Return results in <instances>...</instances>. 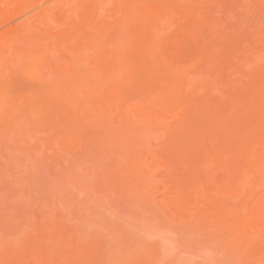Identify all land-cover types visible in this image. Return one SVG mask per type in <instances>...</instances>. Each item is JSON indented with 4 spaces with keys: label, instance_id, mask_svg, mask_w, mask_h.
I'll use <instances>...</instances> for the list:
<instances>
[{
    "label": "rangeland",
    "instance_id": "374dc122",
    "mask_svg": "<svg viewBox=\"0 0 264 264\" xmlns=\"http://www.w3.org/2000/svg\"><path fill=\"white\" fill-rule=\"evenodd\" d=\"M53 1H57V0H40L39 4H38V9L39 8L43 9V8H47V7H51V9H53L54 7L58 8L60 6V3L52 4ZM194 1H195V3H194ZM196 1L197 0H191V2H192L191 3L190 0H188V2L185 0V2H186L185 5L183 3L182 7L179 6L180 7L179 9H178V7L175 9L176 11H178V14L174 10H172L173 13L171 12L170 14H172L173 17H175V18L172 17L173 20L171 21V23L175 22L176 20H179V23L177 21V24H181L180 19H184V20H182V23L184 22V24H185L186 19L183 18L182 17L183 15H180V13L181 14L185 13L184 9H185V6L187 7V5H188V7H191L192 9L194 8V10H195V8H196V10H198L202 6L203 7L205 6V8H206V6L208 5L207 4L208 0H206V1L204 0L205 3H204L203 0H198L199 3L198 2L196 3ZM225 1H227V2H225ZM242 1L243 0H236V2H235V0H221L219 2V0H218V2H217L216 0H214V1L213 0H211V1L209 0L210 7L212 5L211 8L208 5V7L206 9H203V7H202L203 11L201 9H200L201 11L199 10L200 11V12H198L199 15L196 13V10L193 12V15H190V19H191V17L193 18V16L195 18V16L197 15L198 17L202 18V22L204 20L203 19L204 17L207 18V23L205 22L206 21L205 20L203 22V27H201L202 26V22L198 23V19H196V22L199 24V26L203 30H204V27H205V29L208 27L207 29L210 30V34H209L208 30H204V32H201L203 35H201V36L198 35V36H200V39L198 41H197V39L199 37H196V39L192 38V39H190L191 41L189 40L191 43L194 41L192 43L193 46L190 45L192 50L194 49L193 55H195V56H199L200 55L201 56V52H203L202 54H204V52L207 51L204 54L206 56V58H207V61H210V58L212 57V55L214 56L213 58H215V60H217L218 55H216L215 53L217 52V54H219V52L222 50V48H221V46L219 44L220 42H222L221 45H223L224 51H226V54H225L224 51H221V53L224 52L222 54H225L224 55L225 58L221 57L222 62H224L225 64L221 66V62L219 63V61H218L219 65H220L218 69H216V67H215L216 70L214 69V65L217 64V63H216V61H215V63H213V60H214L213 58L211 60L212 63H209V62L206 63L207 67L210 65V67H208L209 71H211V67H212V72H209V76H207L208 78L207 77L206 78L209 79V82H211V79H213V77H214L215 81L213 79V81H214V82L212 81L213 83H208L207 79H205L204 77H203V79H200V80H202L204 82V79H205V83L208 84L207 86H209V85L211 86L212 85V87H210V86L209 87L212 88L214 91L213 90L208 91V87H206L207 90L204 89L205 92L203 91L202 88H200V90L198 89V91L201 92V93H199V99L198 100H194V101H197L196 103L193 102V103L196 104V106L198 105V107H200L199 104L202 102L203 105L201 104V107H202L203 111H200L198 107L196 108L194 106V104L191 103V101H189V103H188V111L190 110V108H191V110L188 113H186L187 120H188L189 116L192 118V120H193V118L196 119L197 123L199 124V127H196L197 123H195L194 121H192V124H189V126H190L189 127L188 124H187V121L183 120V118L185 119V116L182 117V115H180V116L174 117L175 119L174 118L171 119V117L169 115H167V116L170 117V118L168 117L167 122L169 120H173V121L175 120L174 123H172L173 121L168 122V125L170 123L172 124V126L170 125L169 128H168V130L170 129L169 130L170 133L167 132V135H163V136L161 135L162 138L160 137V135H159V137H157L158 134H156L157 135L156 136L154 134V131H152L153 128L150 129L149 128L150 125H149V127L148 126H146V127H148V129H150V131L153 132V134H150V133L148 134L147 133V135H148V136L146 135L147 138L143 137L144 139H147V140H144L143 138H141V140H140V138H139V140H140V143H139V142H136L137 138L135 140H131V142H130V140L128 139L129 138L128 136H129V133L132 134V132L129 131V130H128L129 132L128 131L124 132V131H121V129H120L119 130L120 133H123V135L126 134V136L125 135L124 136L123 135H119V134L117 136L116 132L119 129V128L115 129V126L117 125V123L116 124H112V120L114 119L117 122V120H116L117 118H113V119L109 118L111 124L113 126L115 125L114 127H112V125H111L110 128H113L112 132L113 131L115 132L116 140L118 139V141H120L119 138H121V140L123 138L122 142L120 141L121 144L125 141L123 143V145H125V146H123L124 150H125L126 147L127 148L130 147V144L134 141L135 146L136 147L138 146V149H136L135 147H130L131 149L133 148V152L136 150L137 154H138L139 150H142L144 152L146 150V152L148 154H150V152L151 153L153 152L155 154V155H153L154 158H150V159L147 158L150 162L145 159V156L147 157L148 154L146 155L142 151L141 152L145 154V156H143L144 158L141 157L142 154L140 152H139V154H141V156L139 154H138L139 155L138 157L136 156V158H139V160H141V161H142V159L147 161V162H145L146 164H144L143 162L142 163H143V166L145 165L144 169L148 166L146 170H148L149 176H148V174L143 175L146 170H144V172H142L143 170H141V169L143 167H141L142 165L140 166V164H142L141 161L139 163V161H137L138 160L137 159L135 162H137L139 164L134 163V164H132L133 165L132 166L130 164L131 162H129L128 159L126 158L127 161H128V164H130V166H131V170L134 171V172L131 173L132 176H130L131 174H129V173L126 176L125 174H127V173L125 172V169L128 167V165H127V167L125 166L126 168H124V170H122V171L125 172L124 176H126V178L125 177L124 178L120 177V174L118 175L117 173L114 172V171H116V170H114L115 169L114 167L117 166L118 164L115 165V163H114L115 166L114 165H113L114 167L112 166V162L111 161H113L112 159L115 158L114 157L115 155L113 153H110L112 150L109 149L110 151L109 150L106 151V149L104 148L105 145L104 146L102 145L100 147V143H101L100 140L101 139L99 140L100 143H98L99 149H101L103 147V149H105L106 152L102 153L103 149L101 151L94 152L93 151L94 147L91 150V147L88 146V145L92 146L94 140H92V144H91L90 142H88V140H89L88 137H87V139L83 138L84 140L86 139L85 140L86 142L84 143V140H82V137L79 134L80 131H78V129H80V128L78 126H76V125H74V127L71 126V129H70V126H69V130L67 131V133L66 132L63 133L64 134V136L62 135L63 137L60 135L61 136L60 138L62 139V140L60 139V142L61 143L63 142L61 144V146H63V147L66 146V147H64L63 150L68 151L66 153V155L67 154L69 155L72 152V154L73 155L75 154L76 158H77L78 154H81V155H79V157H82L83 153H84V155L86 154V157H87L88 154H90L89 157L92 156L91 160H94V162L92 161L93 163L96 162L95 159L98 158V160H99L100 156H102L106 160L103 159L100 162V160H101L100 159L99 163H101V165L100 164L97 165L98 162H96L94 165H93L92 162H91L92 164H89L90 160L88 159V157H87L88 160L87 159L86 160L82 159L83 157L80 158V159H82L81 161H83V162H82V164H79L78 161H76L78 163L77 164L75 162L76 158L72 157L71 154L69 155V157L67 155L68 158L65 156L66 160L64 159V160L59 161V158L60 157L62 158L63 155H65V151H63L62 149H59V151L60 152L62 151L63 154H62V156L58 155L59 156L58 157V156H56L58 153L56 155H54V154H52L53 151L50 150V148L52 149L53 146H50V148H48V150H47V148H44V146H43V148L42 147L40 148V146H42V145H40L39 149L42 150V152H41V150L38 149V144H42V142L35 143V139L37 140V138L34 139L33 136H31L32 133L28 136V134L30 132L29 133L27 132V131H29V130H27L28 129L27 128L28 125H27V123L25 124V122H27L28 120L27 121H25V120L21 121L22 123L25 124V127L23 126V124H20V125H22V129L26 132V134L28 136V139L30 138L29 140H26L27 136H26L25 133H22V131H19L17 129L19 124H16V122H14L15 127H17V128H13V130L15 131V134L19 133L17 137L21 138V142H20L21 145L20 144L17 145L15 141H14L15 142V146L11 145V144H14V142H13V136L14 135L12 136V138L9 135L10 140H12V141L8 142V136H4V134H3V138L5 137V140L8 142L7 143L8 146L5 143H2V141H0V264H221L222 261H223L222 264H224L225 261H226V264L227 263L228 264H237V263L238 264H258L259 263L258 260H255V258L257 257V255H255V254L258 252V247H256L258 245L257 244L258 242L255 243V240H254V243H252L254 246L252 244L250 246L249 245L247 246L246 242H244L242 240L240 241L239 237L237 238L235 236L237 234L234 235V233L233 234L230 233V232H232V231H230L231 227L229 228L230 230L227 229L228 226L225 224V222L222 225V222L219 219L216 220V218H215L216 217L215 211L219 210V208H221L223 205H227V206H230V207H233V208H242V206H243V204L245 202L244 200H246V199H247L246 202H250L252 199H253L251 201L252 203L256 202L255 199H257V197L259 195L258 193L260 192L259 191L260 182H258L259 186H258V184H256L257 181L260 180L259 179L260 176L258 175V177H259L258 178L256 176V174L252 173V171L246 170L248 168L250 169V167L247 166V165L245 166V164L241 165L242 163L239 164V162H237V165H236L235 164L236 163L235 162L236 158L232 157L233 154H237V153L239 154V152H240L242 155L239 154L238 156L241 157V158L244 156L243 157L244 159H242L241 161L242 162L243 161H248L247 158L251 155L250 152L247 151L248 155L246 154L247 155V157H246V155H245V153L243 151V149L245 147L243 149H241L243 151V153H242L241 150L238 151L239 150L238 147H240L239 146L240 141H241V146L243 145L242 140L244 141V145L245 144L248 145L247 142H245V141H247L246 137H245V140H244L243 139L244 136L242 135L243 138H241V140H240V138H238L237 139L238 142L236 140L237 136H236V138H235V136H234V138L232 137V140L234 139L233 141L236 140L235 141L236 143L234 142L236 144L235 147L233 146V144H234L233 141L231 142V138L230 137L232 135H230V137H229L230 131H231V133L233 135L235 133H237V131L239 132L241 130L242 124H246V122H247L246 119L248 118V121L250 122L252 120L253 115L250 118V114L249 113H247L245 115L244 114H242V115L240 114L239 115V114L236 113L237 112L236 111L234 113V114H236V116L234 115V117L236 118L238 116L237 118H239V117L241 118L239 122H238L237 118H236V121L233 122V124H235V123L237 124L238 123V125H240V126H238V128H240V130L236 129V127H237V125H236V127H235V131L236 132H234V130H232L233 127H232L231 124H229V126H228V119L231 118V117H228V118L225 117V119H223L224 115L226 116L227 114H228V116H229V114H231L230 116H233L234 109L238 108V106L242 105V104H243V106L244 105L245 106L246 105H250V107L248 106V108H246V111L249 109L248 111L252 110L254 113L258 112L259 110H256V109L259 108V106L255 107V108L251 107V104H252V101H253L252 100V96L254 98L253 106H254V104H255V106H257V103L255 102L256 101L255 100L256 99L255 98L256 95H258V97L261 98V100L258 98L259 100L257 101V102H261V104H259V105L262 106L263 103H264V98L262 99V97H264V91H263V88H264V83L263 82H264V80L260 81L261 78L264 79L263 78L264 77V64H263L264 60H262V58H261V60L258 59L259 60V62H258V60L256 59L257 60L255 62L256 64L255 63H254V65L249 64V66L247 68V71H246V68H244V64H245L244 62L245 61H243L244 60L243 57H245V60L247 59V61H248L249 54L251 55V53L254 56V52H253V48L254 47H253V45L255 47H257L258 44L262 42L261 39L262 38L264 39V36L261 37L258 34V32L262 31L261 29L264 28V21H263L264 20L263 19L264 10H262V9H264L263 8L264 5H263L262 1H259V3L261 4L260 6H262V9L259 7V4L257 3L256 5L258 6V8H256V9H258V10L255 12L256 9L254 8V11H252L253 10L252 7H253V5H255V3L257 1L256 2H255V0H244L243 2ZM249 1H251V2H249ZM228 2H230V4ZM202 3H204V4L201 5ZM231 3H232V6H231ZM251 3H252V6H251ZM205 4H207V5H205ZM243 5H244L246 10L243 8ZM218 7H219V9H218ZM35 8L33 10H30V12L36 11L37 8L36 9ZM213 8L215 10H217L216 13H215V10ZM224 8H226V9H224ZM208 9H209V11H208ZM230 9H231L232 13H231ZM247 9H248V11H247ZM179 11H180V13H179ZM204 11H206V12L204 13ZM227 11L230 12V13H228ZM260 11L261 12L263 11V12L261 13ZM30 12H29V14H27L28 13L27 12V13H25L26 15L24 13L22 15L21 11H20L19 14L17 13L18 16L15 15V14L13 15L14 16L13 22H12V18L13 17L11 18L10 22L12 23V25L13 24H18L19 22H20V24H22L24 22V20L27 19L28 15L30 16ZM209 12H210V14H209ZM237 12L239 13V15L235 14ZM242 12H243V14H242ZM251 12H253V13H251ZM254 12L256 13V15H255ZM194 13H195V15H194ZM176 14H177V16H176ZM204 14L206 16H204ZM214 14H216L219 19H216L215 18L216 15L214 16ZM221 14H222V16H221ZM178 15L180 16V18H179ZM229 16H230V18H232V19L234 18V19L232 20V19L228 18ZM237 16H240V22H239V17H238V21H237V19H236ZM255 16H256V18H255ZM170 17H171V15H170ZM251 17L255 18L254 22H253V19ZM246 18L247 19L249 18L248 21H247ZM208 20H209L210 23L208 22ZM210 20H212V21H210ZM213 20H215V21L213 22ZM249 20H252L253 24L255 23L254 27H253V25H251L252 22H251V24H249V26H248V24H246V23L249 22ZM258 20H259V22L261 21L260 22L261 24H259V25H258ZM123 21L125 22V24L127 23L126 24L127 26H128V23L131 22L130 20H129L130 22L128 20H127L128 22L126 20H123ZM169 21H170V19H169ZM191 21L189 22L187 20L186 23H188V25H189V23H191ZM238 22L240 23V27L239 28L236 26V25H239ZM74 23H72L73 26L75 25ZM121 23L123 24L122 21H121ZM119 24H116V26H117L116 28L121 29V27H122V30H124L123 27L126 28L125 24L123 26H119ZM167 24H168V22H167ZM169 24H170V22H169ZM177 24L175 22L174 24H171L172 26L170 25L171 28L169 26L166 27L167 28L166 35L170 39H171L170 33H171V35L173 34V38H174V35L176 36L177 29L174 31L173 25H174V27H176ZM208 24H210V25H208ZM262 25H263V28H262ZM185 26L187 27V24H185ZM185 26H183V24L180 25V28H181V30L183 32L186 29ZM211 26L213 27V29H212ZM219 26H220V28L218 29ZM224 26H225V28H224ZM229 26L230 27L234 26V28L230 29ZM227 27H228L229 31H228ZM245 27H247V31H246ZM177 28H179V26H177ZM191 28H192V25H191V27L189 25V28L187 27L185 32H187L188 29L191 30ZM235 28H236V30L238 29V31H235ZM259 28H260V31H259ZM0 29L2 30L3 28L1 27ZM70 29L72 30L71 36H73V33L75 34V31H77V27H76V25L74 26V28L70 26ZM169 29H170V31L168 33ZM211 29H212V31H211ZM223 29L225 30L226 34L224 33ZM239 29H240V31H239ZM78 30L81 31L79 28H78ZM122 30H121V32H122ZM181 30H179V31H181ZM190 30H188V33L190 32ZM219 30H221V31H220L219 34H217L219 32ZM179 31H177V38L180 37L178 35ZM207 31H208V36L209 37H210L211 33L212 34L214 33V35H213L214 39L212 40V37L210 38L211 39V41H210L211 43L208 42V40H210V39L207 36L208 37L207 42L210 43V44H208L206 41H204L205 43L208 44V46H209V47L207 46L208 48L206 47L205 44L204 45L200 44V43H203L202 39L206 38V34L205 33H207ZM174 32H175V34H174ZM183 32H182V34H181V32L179 34L182 35V39L184 37H185L184 39H186V35H184ZM240 32H242V33H240ZM243 32H245V33H243ZM254 32H256L257 35L254 34ZM188 33H187V35H188ZM221 33H222V37H220ZM228 33H229V35H228ZM231 34H232L233 38H232ZM204 35H205V37L202 38ZM226 35H227V37L230 36V38L228 37L229 39H232L233 44L230 43V41L226 39V41H228L230 44H232V46H230V44H228V42L225 43L226 41L225 42L221 41V39L225 38ZM235 35H237V37ZM238 35H239V37H238ZM252 35H253V37H252ZM122 36L126 37V34L123 32L121 37ZM218 36H219V38H218ZM254 36L256 38H254ZM215 37H216V39H215ZM234 37H235V40L237 38H239V40H241V37H242L241 41H244L243 38L244 39L246 38V40L248 38V40H247L248 42L245 41L244 42L245 45H242V46H240V43H239V45H236ZM188 38H190V37L188 36L187 39ZM251 38H252V40H251ZM66 39L67 38H65V43L68 42V44L67 43L65 44L66 46H69V43L70 42L72 43V41L74 40L73 38L71 40L70 37H68V40H66ZM256 39H257V41H256ZM178 40H180V39H178ZM195 40H196V42H195ZM216 40H217V42H216ZM249 40L252 41L253 45H252V43L249 42ZM199 41H200V43H199ZM214 41H215V44H214ZM255 41H256V43H255ZM176 42H177V40H176ZM190 42H189V44H190ZM194 43H195V46L196 45L199 46L200 49L202 47L204 50L203 49L200 50L199 48L196 50L195 48L197 46L195 47ZM223 43L226 44V47H225V45ZM189 44H187V45L189 46ZM216 44L217 45L219 44V45L217 46ZM227 44H228V46H227ZM234 44H235V46H233ZM237 44H238V42H237ZM249 44H251V45H249ZM176 45H178V44H176ZM66 46H64V47L66 48ZM175 46H173V47L175 48ZM70 47H71V44H70ZM177 47L178 46H176V48ZM218 47H220L221 50L218 49ZM245 47H247V48H245ZM65 48H63V49H65ZM170 48H172V47H170ZM185 48H186V45H185ZM233 48H234V50H232ZM242 48L245 50V52H244V50ZM67 49H69V47H67L65 49L66 52H67L66 53V57H67V55L70 54V53H68L70 51L67 50ZM168 49H169V47H168ZM178 49H179V47L176 49V51H178ZM209 49H212V50L209 51ZM225 49H228V50H225ZM247 49L249 50V52L246 54V50ZM198 50H199L200 53L198 52L199 54L197 53V55H196L195 51H198ZM218 50H220V51H218ZM188 51H189V48H188ZM238 51H239V53H238ZM172 52H174V51H172ZM189 52H191V50ZM185 53L188 56V53L187 52H185ZM231 53L233 55L237 54V57H236L237 59L235 58V56H232V55L231 56L233 57L234 61L237 60L239 62L237 63V65L235 63L234 66H231V69H230L229 68L230 65H227V62H230V63L233 62V59L230 56ZM61 54H62V51H61ZM210 54H211V57H210ZM227 54H228V56H227ZM238 54H239V56H238ZM63 55H65L64 52H63ZM183 55H184V53H183ZM204 55H203V57H204ZM69 56H72V55H69ZM189 56L191 58L190 54H189ZM251 56H250V58L255 60V56L254 57L253 56L251 57ZM203 57H202V59H203ZM206 58L203 59L204 63L206 61ZM208 58H209V60H208ZM238 58H239V60H238ZM228 59H230V60H228ZM252 59H250V60H252ZM199 60H200V58H199ZM240 61H241V63H240ZM187 62H188V60H187ZM230 63H228V64H230ZM242 63H244V64H242ZM212 64H214V65L212 66ZM226 66L227 67L229 66L227 68L228 72L226 71L227 78H228L227 81L231 80V78H232V80L230 82H228L227 85H226V82H225L226 79H225V76H224L225 75L224 73H225ZM245 66H247V65L245 64ZM259 66H260V68H259ZM207 67H205L203 69H207ZM236 67H238L239 70L238 69L236 70L235 69ZM219 69H221L222 72L218 71ZM223 69H224V71H223ZM234 71L237 72V74L233 73ZM260 71H261V74L263 72L262 75H260ZM213 72H214V74L212 75ZM219 72H221V73H219ZM229 72H231L230 76H229ZM247 72H248V74L251 77L250 80H249L248 74L247 75H243V73H247ZM210 73H211V75H210ZM218 73H219L220 76L218 75ZM232 74H233V76H232ZM258 74L260 75V77H259ZM19 75H17V79L15 78V80H14V77H13L11 79V81H12L13 84H16L18 86H21L22 83H23V86H22V88H23L25 83L22 82V81H25L26 84H27L26 80H28V79L26 77H21L22 74L20 76ZM239 75H241V77ZM237 76L242 81H244L243 79H245L246 84H247V81L249 82V81L252 80L248 84V86L250 85V86H252V88L251 87L249 88L247 85H245L243 83L245 85V87H248L246 89L247 97L248 98L251 97L250 98L251 101L247 100V97H246V100L241 98V96H243V93H245L244 92V88H241L242 90H240V87H239L238 90L235 88V90H237V91H239V90H240V92L242 91V94H240V92L239 93L238 92L234 93V87H236V86L238 87V85H239L238 84L239 80H238V82L235 81V78L237 80ZM219 77H222L223 79L222 78L221 79L225 80L224 81L225 83H223V82L221 83V82H219V80H218V83H216V81H217V79H219ZM144 78L143 77H139V79H142V80L137 79L138 80L137 82L135 80V82H133V83H136V86L134 84H129V82H127L125 80L124 81L127 82L128 87L127 88L125 87L126 84H123V85H124V87L126 89L132 87L134 89V93H136V91L138 92L139 88H140V90H141V88L143 89L142 85L144 86L145 83H147V82H145L146 78L145 79ZM252 78H254L255 80L252 79ZM24 79H26V80H24ZM221 79H220V81H221ZM143 80H144V83H142ZM20 81H21V85H20ZM17 82H18V84H17ZM121 82H123V81H121ZM261 82H262V84H261ZM219 83L221 84L220 87H223V86L226 87L227 86V88H229V87L233 86L232 88H233V93L234 94L230 93L231 89L229 90L227 88L226 89H227V91L229 90L228 91L229 93L224 91V90L220 91L219 90L220 87L218 86ZM232 83H234V84H232ZM239 83H242V82L240 81ZM137 84L138 85L140 84L141 86H138ZM230 84H231V86H228ZM243 84H240V85H242L244 87ZM254 84H255V86H254ZM213 85H214V87H213ZM120 86L123 87L121 85V83H120ZM205 86H204V88H205ZM25 87H26V85H25ZM216 87H217V90L215 91ZM225 87H223V88H225ZM258 87H259L260 91L257 89ZM210 88H209V90H210ZM118 89H120V92H121V88L119 87ZM126 89H125V92H126ZM248 89H249V92L251 91L250 94L247 91ZM115 90H116V88H115ZM129 90L131 91V89H129ZM256 90L259 92V94H258V92H256ZM109 91L110 92H114V89H112V91L110 89ZM207 91L209 93L208 96L206 94ZM122 92H123V90H122ZM127 92H128V90H127ZM127 92L125 93V95L127 94ZM141 92H142V90H141ZM141 92H139V93L141 94ZM220 92H222V93H220ZM118 93H119V90H118ZM203 93L206 94V98H203L204 97V95H203L202 96L203 99L200 100V96ZM213 93L216 96H217V94L221 95L220 98L221 97L222 98L221 99L219 98L220 99V104L218 103L219 101H217V104H219L220 107H219V105L217 106L215 98H214L215 95L213 96ZM252 93L255 95V97H254V95H252ZM189 94H190V92H189ZM210 94L212 95L215 103L212 106L211 104H212L213 101H210L209 107H204L205 104L209 103L208 99L210 98L209 97ZM228 94H230V95H228ZM112 95L113 96L115 95L116 96L115 98L120 97V99H123V97H124V94L122 96V93H119V96H118L117 93L114 92V94H112ZM137 95H139V94L137 93L136 96ZM235 95H237V96H235ZM239 95H240V97H239ZM250 95H252V96H250ZM189 96H191V95H189ZM189 96H188V98H189ZM194 96H196V95H194ZM232 96H235V98L232 97ZM244 96H245V94H244ZM207 97H208V99H207ZM237 97H238L239 102H237L235 104V107L228 106L232 102L233 99H234V101L232 102L231 105L234 106L233 103H235V99ZM197 98H198V96H197ZM225 98L229 101V103L225 104L227 102L225 100ZM230 98H231V100H230ZM93 99H94V101L96 100V102H95V107H96V105H97L96 103L99 104V102H97V97L92 98V101H93ZM126 99H128V97ZM213 99L211 98V100H213ZM222 99H223V101H225L224 105L226 107H224L223 103L221 104ZM216 100H218V98H216ZM126 101L129 102V100H126ZM130 102H131V100H130ZM130 102L128 104H131ZM215 105H216V107H215ZM221 106H223V109H221ZM193 108H194V110L196 108V114L195 113L194 114L197 115V117L200 114L202 115V117H201V115L199 116L200 119H201L200 120L201 121V125H200V123L198 121L199 118L197 119V118H195V116L193 117V115H194L193 114V112H194ZM251 108H253V109H251ZM186 109H187V107H186ZM210 109L212 110V112H210L211 111ZM239 109H240V106H239ZM192 110H193V112H192ZM231 110H232V113H231ZM255 110H256V112H255ZM242 111H244V110L242 109ZM190 112H191V115H188ZM240 112H241V109H240ZM212 113H214V115H212ZM250 113H251V111H250ZM209 114H211V116ZM257 114H256V116L258 117L259 115H257ZM216 116H218V117H220L221 119L224 120L223 121V120L220 119V122H218L219 125L221 124L220 125L219 134L221 135V133H222V137L220 139L219 138L216 139V137L214 135H215V132L217 134V131L219 129H218L217 125H216L215 127H217V129L214 130L215 129V127H214V123L215 122H213V123L209 122L212 127H210V131H209V129H208L207 125H206V127H207L206 130L208 131V134H206L207 132H205V128L203 126V131H204V135L203 136H205V134H206L205 140H206V137H207V140L206 141L204 140L205 142H203V140H199V139H202V137H203V136L201 137V135L203 133V131H201V128H202V124H204V125L206 124V122H207V121L205 122L206 118L207 119L210 118L211 121H213L214 117L216 118ZM262 116H264V115L262 114ZM181 117H182V119H181ZM190 117H189V121L191 122V118ZM243 117L246 118V119H243ZM176 118H177V120L179 122H180V119H181L182 123L184 122V125L186 124L190 128V136L187 133V130H188L187 126L183 130H182V128L178 129V126H177L178 123H177ZM235 118H234V120H235ZM29 119H31V118H29ZM94 119L97 121L96 118H94ZM242 119H243V121H242ZM6 120H8V119H6ZM100 120L102 121V119H100ZM114 120H113V122H114ZM203 120H204V122H202ZM244 120H245V122H244ZM253 120H255V117H253ZM257 120H259V119H256L255 124L258 123ZM262 120L260 121V123H262ZM3 121H5V119H3ZM40 121L42 122V119ZM88 121H90V120L88 119ZM189 121H188V123H189ZM214 121H216V119ZM241 121H242V124H241ZM21 122H19V123H21ZM41 122L39 124V121L37 120V123H38L37 124L36 121H35L36 126L40 125L41 127L40 126H38V127L42 128V125H43V128H44L45 125H46V126H48L47 127L48 129H49V127H51L48 124L49 121L47 122V120L44 119L43 123H41ZM130 122H132V121H130V118H129L128 125H129ZM134 122H136V121L134 120ZM249 122H248V124H249ZM136 123L134 124V126L136 125ZM260 123L258 124V126L261 125ZM6 124H9V120L5 124L3 122V125H6ZM30 124H31V120H30L29 125ZM35 124H34V127H35ZM107 124H108V122H107ZM251 124H252V122H251ZM108 125L110 126V124H108ZM164 125H166V124H164ZM179 125H181V124H179ZM225 125H227L228 129L229 128L230 129L229 130L226 129ZM252 125L254 126V124H252ZM105 126H107V125L105 124ZM130 126H132V125H130ZM137 126H138V123H137L136 127H134V129L137 128ZM139 126H143V125L139 124ZM144 126L142 127L143 129L145 128ZM222 126H223L225 132L223 131ZM262 126H263V123H262ZM4 127H6V126H4ZM103 127H104V125L101 126V128H103ZM182 127H184V126H182ZM244 127H245V125H244ZM24 128H26V129H24ZM106 128H108V126ZM110 128H108L109 131L104 129V128H103V130H101L100 126H99L98 131L96 130V128H95V131L100 136V130L105 132V134H108V132L109 133L111 132ZM142 128L138 127V130L139 129L142 130ZM198 128H200V129H198ZM19 129H21V127H19ZM29 129H30V126H29ZM64 129H65V126H64ZM84 129H86V128H84ZM132 129H133V127H132ZM211 129H213L212 133H211ZM242 129H243V127H242ZM260 129H261V126H260ZM6 130L7 131L3 130V132H8L10 134L11 129H6ZM138 130L137 131L135 130L137 132L136 134H138ZM140 130H139V134L137 135V137H139V136L142 137V134L145 133V132H143L144 130L142 132ZM174 130H176L177 132L179 130H182V131L186 130V132L182 133V131H181L182 134L178 132L180 137H178V136L175 137L174 134H176V131L174 132ZM195 130H196V133H194ZM43 131H45V129L42 130L41 133H43ZM81 131H82V135H83L84 132L86 133V131L83 130V129ZM92 131L93 130H91V132ZM145 131H146V128H145ZM172 131H173V133H172ZM197 131L199 132V134H197ZM227 131H228L229 134H227ZM243 131L245 133H250V135H249V140H250L251 132L253 131V128L247 126V128L245 130H242V132ZM253 132H252V134H253ZM37 133H34L32 135H34V137L37 136L38 140H41V136L43 134L40 136ZM193 133L195 135H198V137L195 136ZM241 133L239 132L237 134L239 136H241L240 135ZM12 134H13V131H12ZM44 134H46V133H44ZM86 134L89 135L90 134V130ZM94 134H96V133H94ZM115 134H113V136ZM168 134L173 135V137L175 138V139L173 138L174 140L171 138V140L174 142V143L172 142L173 145L175 144V142L177 143L176 139H178V138H180V140H182L181 141L182 143L180 142V140H178L180 142V144L179 145L177 144V145H175V147L174 146L172 147V144H170V142L168 140L169 137H171V136L168 135ZM219 134H217L218 137H220ZM0 135H1V133H0ZM91 135H93V134H91ZM102 135L104 136V134H102ZM186 135H187L188 138L186 137ZM24 136H26L25 139H23ZM46 136H48V134H46ZM46 136H45V139H46ZM120 136H122V137H120ZM184 136L187 139L186 141H185ZM246 136L248 137V135H246ZM17 137L15 139L16 141H18ZM107 137H108V135L106 136V138ZM111 138L113 140L114 137H111ZM182 138H184V139H182ZM189 138H192V141ZM227 138H229V139L227 140ZM63 139H64L65 142L63 141ZM130 139H131V137H130ZM194 139H197V140H194ZM251 139H252V137H251ZM42 140H43V136H42ZM116 140H114V143H115ZM229 140H230V142H229ZM148 141H150V143ZM188 141H191V142L188 144ZM198 141H200V142H198ZM52 142H54V140ZM70 142H72V143H70ZM126 142L128 144H126ZM146 142H147V145L146 144L144 145V143H146ZM250 142H251V140L248 141V143H250ZM253 142H254V139H253L252 143ZM34 143L36 145L35 147H33ZM66 143H68V144H66ZM86 143H88V145ZM118 143H117V145L119 146L120 143L119 144ZM136 143H138V144L136 145ZM230 143H231V145H230ZM9 144H10L11 149H9ZM56 144H57V146L59 145V141L58 140H57V142H55V144H53L54 147H56L55 146ZM95 144H96V142H95ZM162 144L163 145L166 144V146L168 148H170V150H172L171 152H173V153L166 155V153L168 152L169 149L167 148V151H166V149L164 150ZM22 145L26 147L28 152L23 149L24 147ZM31 146L33 148L30 149ZM46 146H47V144H46ZM87 146H88V148H87ZM139 146H141V148H139ZM19 147L21 149H19ZM54 147H53V150L55 149ZM108 147H107V149H108ZM110 147H111V149L115 148V146H113V145H111ZM147 147H148L149 151L147 150ZM4 148H5V150H3ZM58 148L59 147H57V149H56L57 151H58ZM211 148H214L215 152H214V150H212L213 155L208 153L210 155V157L208 155L209 158L207 159V157H206L207 154L206 153ZM235 148H238V149H236V151H235L234 150ZM29 149L30 150L33 149V150L30 151ZM131 149L129 151L130 154L132 153ZM2 150L4 152H2ZM117 150H115V153H116ZM128 150H129V148H128ZM170 150H169V152H170ZM247 150H248V147H247ZM5 151L7 152V154L10 153V155H8L9 157L5 156V157H8V158L4 157V154H6ZM162 151H163V153L161 154ZM208 152H210V151H208ZM235 152H237V153H235ZM1 153H3V155ZM47 153H48V155H47ZM53 153H56V151L53 152ZM108 153H110V155L112 154L114 156H112V155H111V157L109 155H108L109 157L106 156ZM117 153L119 154L118 151H117ZM120 153H124V152H120ZM223 153L226 154L227 156L231 157L232 161L235 159L234 160L235 163L233 162L232 166H231V164H229L231 162V160L229 161L228 159H225L227 157L226 155H225L226 156L225 158H222V159L220 158L221 155H222V157L224 156ZM40 154H41L42 157L39 156ZM59 154H61V153H59ZM132 154H134V153H132ZM132 154L130 156L133 157ZM50 155H53V156H52V158L50 157L48 159V157ZM135 155H136V152H135ZM135 155H134V157H135ZM96 156H97V158H96ZM126 156L127 155H125L122 158L124 159ZM155 156H156V158H155ZM24 157L27 158V159H25ZM116 157H117L116 158V160H117L121 156H119V157L116 156ZM151 157H152V155H151ZM211 157H215L216 159H212ZM236 157H237V155H236ZM31 158H34L36 160H33ZM39 158H41V159H39ZM69 158L71 160H73V163H68L69 162ZM72 158H75V160L72 159ZM140 158H142V159H140ZM210 158L212 159V163L210 162L211 161ZM241 158H238L237 161L239 159H241ZM80 159H78V160L80 161ZM49 160H51L52 162L49 161ZM71 160H70V162H71ZM221 160H223V162H222L223 166H222V163L220 162ZM103 161H105V162L103 163ZM108 161H110L109 163H111V165L110 164L108 165ZM117 161H115V162H117ZM119 161H118V163H119ZM215 161H217V162H215ZM227 161H229L228 164H227ZM63 162H65V166L67 168H64V165H62ZM121 162H122V160H121ZM105 163H106V165H105ZM122 163H124V162H122ZM125 163L123 165H125ZM147 163L148 164L150 163V169H149V165H147ZM86 164H88V165H86ZM102 164H104V165H102ZM121 164H119V166ZM247 164H248V162H247ZM134 165L137 166V167H135ZM225 165L227 166L228 169L226 168L224 170L223 167ZM89 166L91 168L90 170L88 169ZM111 166H112V168H111ZM233 166H235V167L237 166V168H235V167L232 168ZM61 167H63V168H61ZM118 167H116V169ZM134 167L136 169H138L139 171H141V173H143V174L140 175V173H139V176H138V174H136L135 171H137V172H139V171L135 170ZM138 167H140V168H138ZM151 167H153V168H151ZM99 168H101L103 171L101 169H99ZM120 168L121 167L118 168L119 171H120ZM132 168H134V169H132ZM222 168H223V170L221 171ZM243 168H244V173H245V171H246V174H248V172H251V173H249V175H245L243 173ZM128 169L130 170V168H128ZM218 169H220V170H218ZM240 169H242L241 171H242L243 175L239 174L240 173ZM104 170H105V172H104ZM107 170L109 172H106ZM129 170H128V172H129ZM226 170H227V172H226ZM97 171L98 172L100 171L99 173L101 174V176H99L100 174H98V178L96 177L97 175H95ZM110 171L113 172V173H111ZM151 171H152V173H154V175L150 174ZM224 171L226 173H223ZM228 171L230 173L229 175L227 174ZM114 173L116 174V176L118 175L120 178H122V181L119 178H118V181H117V177L116 178L114 177L115 176ZM255 173H257V172H255ZM105 174L106 175L109 174L110 176L114 174L113 178H115V180L112 179V181H109V180L108 181H109V184L111 182L112 183L114 182V185L116 184V187H114L113 184L111 186V185L107 184L106 182H104L102 180V177H104ZM129 177H131V178H129ZM136 177H137V179L138 178H141V179L137 180ZM249 177H250L249 180L252 181L253 183L249 182V180L247 179ZM245 178L248 181H246ZM95 179L97 180L96 183L94 181ZM98 179L103 181L102 182L103 184L104 183L107 184L106 186L104 184V186H105L104 187V193H103V190H102L103 189V187H102L103 184L101 185V181H98ZM107 179H111V177L110 178L108 177ZM242 180H245L246 182H248L249 183L248 185H252L253 189H252V187L250 189H247L246 188L247 185H246V187L245 186L243 187L240 184V181H242ZM115 181H116V183H115ZM119 181H121V184L119 183ZM97 183H98V185H97ZM226 183H227V185L229 184V187L228 186L226 187ZM256 185L258 187L257 189H256ZM135 186H136V188H135ZM130 187H132V188H130ZM112 188L114 189V191H112ZM105 189H106V191H105ZM130 189L131 190L135 189L137 191V194H136V192L131 191ZM107 190H108V194H107ZM128 190H130L131 192H128ZM248 191L249 192L251 191L252 193L250 192V195H248V193H249ZM251 194H253V195H251ZM254 195L257 196V197L253 198V197H255ZM248 199H249V201H248ZM178 202H182L184 204V208L183 209H184L185 214H184V212L180 214L179 211L173 210V209H172L173 213L171 214L172 211L170 212V210H169V208L171 209L170 205L172 203H178ZM150 207H151V209H150ZM240 211H242V213L241 212L239 213V217L242 216V215H245V214L250 217L251 213L250 214L246 213V212H249V211H247V210L244 211L243 209H241ZM198 214H200V216ZM172 215H174V216H172ZM202 215L204 217L205 216H207V217L204 218ZM246 215H245V219H247L246 221H248V217ZM209 217H210V219H208ZM242 217H241V219L244 218V217L243 218ZM207 219H208V223L206 221ZM214 219L218 223L215 222ZM192 220H196V221L193 222ZM200 220H201V222H200ZM212 220H214V221H212ZM166 221H167V224L169 226L167 224H164V223H166ZM209 221L210 222L212 221V222L210 223ZM241 221L242 220H239V223H240L239 226H241V224H242ZM202 222L205 225L204 224L202 225ZM213 222H214L215 226L213 225ZM220 222H221V224H220ZM231 222H232V220H231ZM183 223L184 224L188 223V224L184 225ZM245 223H247V222H245ZM245 223L243 222L244 225H245ZM216 224H217V227H216ZM243 224H242V228L244 227ZM164 225H166V228H165ZM177 225H179L181 227H179ZM201 225L203 226L202 228H201ZM171 226L172 227H174V226L178 227L177 228L178 231L180 233L183 232V234L182 233H181L182 235L180 233L176 234L177 229H175L176 231L172 230L173 228ZM192 226L193 227L195 226V228H193ZM205 226H207V227H205ZM220 226H221V228H220ZM176 227H174V228H176ZM183 227H184V230L181 229ZM185 227L187 228V230H186ZM211 227L212 228L216 227V229H217L216 238L217 237L219 238L218 239V244H217V241H214L215 239L213 238V237H215L213 235L216 234L215 233L216 229L215 230H209V229H212ZM151 228L154 231H152ZM179 228H180L181 231L179 230ZM197 228L201 229V232ZM220 229L222 230V232H221ZM226 229L228 230V233H227ZM246 229H248V228H246ZM192 230H194V231H192ZM202 230H203V234H202ZM219 230L221 232V235L224 234V233H226V234L220 236ZM212 231L215 234H212L213 233ZM207 233H211V234H207ZM248 233H250V232L248 231ZM251 234H254V232L251 231ZM251 234H250V236H251ZM179 235H181V236H179ZM190 235L191 236L193 235L194 238H196V240L193 238V236L191 237ZM229 235L232 236V237H230ZM256 235H258L257 232H256ZM256 235H254L253 237L256 238L255 237ZM185 236L187 237L186 241L184 240ZM179 237H182V238H179ZM189 237H191V238H189ZM205 237H207L208 239L205 238ZM192 238L194 240H192ZM224 238H226L225 239L226 243L224 241ZM235 238L240 243L235 241ZM180 239H182V240H180ZM187 239L188 240L191 239L193 242H190ZM197 239L199 241H197ZM230 239H232V240L230 241ZM203 240L204 241L206 240L208 242V243L206 242L207 246L205 245V242H203ZM200 241H202V242H200ZM227 241H228V243H227ZM219 242L221 243V246L223 245L222 247H225V250H224V248H222V247L220 248L219 247V244H220ZM180 243H181V245H180ZM183 243L185 244L187 250L191 249V251H193V250L195 251L196 247H199L198 250L196 249V252H198V253H196V252L194 253V251L193 252L190 251V253H189L188 251L185 250V248L183 249V247H185ZM188 243L192 244L193 246H190ZM234 243H235V245H234ZM238 243H239V245L242 243L240 247H239ZM186 244H188L189 247ZM197 244H199V246ZM202 244H204V245L201 246ZM216 245L219 247V249L217 248ZM180 246H182V247H180ZM229 247L232 248V250H230ZM245 247H247L248 249L250 247H252V248H250V252H251V249H252V252L250 253L247 250V248L244 250L243 248H245ZM254 247L257 248V251L255 249V252L253 251ZM180 248H182L183 250L180 249ZM240 248L243 249V250H241ZM221 249L224 250V253H223V251ZM235 249H236V252H235ZM219 250H221L222 252L221 251L219 252ZM199 251L201 252L200 254H202L203 256L205 255L204 259H202L203 256L199 254ZM244 252H246V253L248 252L246 256H245L246 253H244ZM225 254H227V255L228 254H230V255L232 254V257L230 255H228V257H227V255H225ZM234 256H236L235 258H237L238 256L240 258L238 257L239 259L237 258V260H234ZM243 257H246V258H243ZM219 258H221V260ZM224 258H225V260H224ZM241 258H243V259H241ZM247 258H249V259L247 260ZM257 258H259V257H257ZM251 259H253L255 262L253 260H251ZM241 260H243L244 262L241 261ZM250 261H251V263H250Z\"/></svg>",
    "mask_w": 264,
    "mask_h": 264
},
{
    "label": "bare ground",
    "instance_id": "6f19581e",
    "mask_svg": "<svg viewBox=\"0 0 264 264\" xmlns=\"http://www.w3.org/2000/svg\"><path fill=\"white\" fill-rule=\"evenodd\" d=\"M39 1L40 0H0V28L2 27L3 29L1 30L0 29V133H1V135H0V141H2V143H5L7 146H8V142H10V141H12V140H10V137L12 138V136H13V142L15 141L16 142V144L17 145H21V138H19V137H17L18 136V134L19 133H17V134H15V131L13 130V128H17V127H15V124H14V122H16V124H19V126H18V130L19 131H22V133H25L26 134V132L22 129V125H20V124H23V126L25 127V124L27 123V125H28V129L27 130H29V131H27L29 134H28V136L32 133V134H34V133H37V134H39L40 136L42 135L43 136V140H42V136H41V140H38V137L36 136V137H34V135H32L31 134V136H33V138L35 139V138H37V140L35 139V143H38V142H42V144H38V149H39V146L40 145H42V146H40V148L42 147L43 148V146H44V148H47V150H48V148H50V146H53L54 147V145L53 144H55V142H57V140L59 141V145L57 146V144L55 145L56 147H54L55 149L53 150V147H52V149L50 148V150L51 151H53V152H55L56 151V153H53L52 152V154H54V155H56L57 153V155L56 156H62V151L60 152L59 151V149H64V147H66V146H61V144L63 143H61L60 142V137L63 135L64 136V134L63 133H67V131L69 130V126H70V129H71V126L72 127H74V125H76V126H78L80 129H78V131H80V135H81V137H82V140H84L83 138H86L87 139V137H88V142H90L91 144H92V140H94V142H93V144H92V146L91 145H88V143H86L88 146H90L91 147V150L93 149V147H94V149H93V151L94 152H96V151H101L102 149H103V147L101 148V149H99V146H98V143H100L99 142V140L101 141V143H100V147L103 145H105V149H106V151H108L109 149L110 150H112L110 153H113L114 155H112V156H114L115 158V160L114 159H112L113 161H111L112 162V166L114 165V163H115V165H117V166H113L115 169L114 170H116V171H114L115 173H117L118 175L120 174V177H122V178H126V176L128 175V173L129 174H131L132 172H134V171H132L131 170V166H130V164L132 165V164H134V163H137V162H135L137 159V161H139V163H140V161L141 160H139V158H136V156L138 157L139 155L141 156V154H142V158H144L143 156H145V154L147 155L148 153L146 152V150H145V152L144 151H142V150H139L138 151V154H139V152L141 153V154H137V151L135 150L134 152H133V148L131 149L130 147H135L136 149H138V146L136 147L135 146V143H134V141L130 144V147H128L129 148V150H128V148L126 147L125 148V150H124V147L123 146H125V145H123V143L125 142H123L122 144L120 143V141L122 142V140H123V138H122V140H121V138H119V140L120 141H118V139L116 140V134H115V132L113 131L112 132V130H113V128H110L111 127V125L112 124H116L117 123V125L115 126V129L117 128H119L118 129V131L116 132L117 133V136H118V134L119 135H123V133H120V129H121V131H124V132H127L128 130L129 131H131L132 132V134H130L129 133V140H130V142H131V140H135L136 138H137V140H136V142H139L140 143V140H141V138H143V137H146L147 138V133L149 134H153V132H151L150 131V129H152L153 128V130L152 131H154V134L156 135V134H158V136L157 137H159V135H160V137H161V135L163 136V135H167V132H169V130H168V128H169V126L171 125L172 126V124L170 123L169 125H168V122H171V121H173V120H169L168 122H167V119H168V117L170 116L171 117V119L172 118H174V117H176V116H180V115H182V117L183 116H185V119L183 118V120H186L187 121V124H188V126H189V124H192V121H194L195 123H197V120L196 119H194L193 118V120H192V118H191V122L189 121V117H188V120H187V117H186V113H188L190 110H191V108H190V110L188 111V103H189V101H191V103H193V102H197V101H194V100H198L199 99V93H201V92H199L198 91V89L200 90V88H202L203 89V91H204V89H206L207 90V88L206 87H208V91H211V90H213L212 88H210V87H212V85L209 87V86H207L208 84H206L205 83V79H207L208 77L207 76H209V72H212V67H211V71H209L208 70V67H210V65L207 67L206 66V63L207 62H209V63H212L211 62V60H212V58L214 57L213 55H212V57H211V54H210V61H207V58H206V56L204 55L206 52H204V54H202L203 52H201V56L203 57V55H204V57L206 58V61H205V63L203 62V59H205L204 57H203V59H202V57L199 55V56H195V55H193V52H194V49L192 50V48L190 47V45H192L193 46V42L191 43L190 41V39H196V37H199L198 39H197V41L200 39V36L201 35H203L201 32H204V30H208L209 31V34H210V30L209 29H205V27H204V30L201 28V27H203V22L205 21L206 23H207V18H205L204 16H206L205 14H204V20H203V22H202V18H200V17H198L197 15L195 16V18H194V16H193V18L191 17V19H190V15H193V12L196 10V8H195V10H194V8L192 9L191 7H188V5H187V7L185 6V13L184 14H181L180 13V11H179V13H180V15H183L182 17L183 18H185L186 19V21H185V24H187V27L189 28V25H190V27H191V25H192V28H191V30L190 29H188V30H190V32L188 33V30H187V32H185L186 31V29H187V27L185 26V24H184V22L182 23V20H184V19H180V21H181V24H183V26H185V30H184V32L181 30V28H180V25L181 24H177V21H178V23H179V20H176L175 22H176V24H177V26H179V28H177V26L176 27H174V25H173V28H174V31L177 29V31H179V30H181V31H179L178 32V35L181 37H178L177 38V31H176V36L174 35V38H173V34L171 35V33H170V36H171V39L169 38V37H167V35H166V32H167V28L166 27H170V25L171 24H174L175 22H172L171 23V21L173 20V18H175V17H173V15L172 14H170L171 12L173 13V11L172 10H174L177 14H178V11H176L175 9L178 7V9L180 8L179 6H183L182 4L184 3V5H185V0H57V1H53L52 2V4H56V3H60V6L57 8V7H54L53 9H51V7H47V8H43V9H38V4H39ZM187 2H188V0H186ZM204 1V0H203ZM206 1V0H205ZM205 1H204V3H205ZM211 1V0H210ZM214 1V0H213ZM217 2H218V0H216ZM221 0H219V2H220ZM244 1V0H243ZM242 1V2H243ZM257 1V2H256ZM259 1H262L263 2V5H264V0H255V5H253V7H252V11H254V8L256 9V8H258V6L256 5L257 3L259 4V7L262 9V6H260L261 4L259 3ZM182 2V3H181ZM190 2H191V0H190ZM189 2V3H190ZM199 3V1L197 0L196 1V3ZM225 2H227V1H225ZM234 2V1H233ZM235 2H236V0H235ZM249 2H251V1H249ZM253 2V1H252ZM192 3V2H191ZM194 3H195V1H194ZM204 3H202L201 5H203ZM213 3V2H212ZM224 3V2H223ZM229 4H230V2H228ZM208 5H209V7H210V4H209V0H208V3H207ZM207 4H205V5H207ZM214 4V3H213ZM234 4V3H233ZM236 4V3H235ZM197 5V4H196ZM208 5L206 6V8L208 7ZM247 5V4H246ZM250 5V4H249ZM195 6V5H194ZM224 6V5H223ZM229 6V5H228ZM231 6H232V3H231ZM242 6V5H241ZM251 6H252V3H251ZM257 6V7H256ZM37 8V10L36 11H34V12H30V10H33L34 8ZM203 7V6H202ZM202 7L201 8H199L198 10H196V13L199 15V13L198 12H200L201 10H202ZM211 7H212V5H211ZM210 7V8H211ZM235 7V6H234ZM35 8V9H36ZM205 8V6L203 7V9H206ZM215 8V7H214ZM213 8V9H214ZM231 8V7H230ZM233 8V7H232ZM237 8V7H236ZM242 8V7H241ZM243 8L245 9V7H244V5H243ZM247 8V7H246ZM264 8V7H263ZM182 9V8H181ZM201 9V10H200ZM218 9H219V7H218ZM224 9H226V8H224ZM238 9V8H237ZM243 9V10H244ZM183 10V11H184ZM200 10V11H199ZM215 10V9H214ZM221 10V9H220ZM246 10V9H245ZM258 9H256L255 10V12L257 11ZM262 10H264V9H262ZM20 11H21V14L23 15V13L25 14V13H27V14H29V12H30V16L28 15V17H27V19H25L24 20V22L22 23V24H20V22L18 23V24H13L12 25V23L10 22L11 21V18H12V22H13V19H14V14L15 15H17L18 16V14L20 13ZM182 11V10H181ZM203 11V10H202ZM208 11H209V9H208ZM229 11V10H228ZM227 11V12H228ZM230 11H231V9H230ZM242 11V10H241ZM247 11H248V9H247ZM206 11H204V13H205ZM217 12V10H215V13ZM244 12V11H243ZM243 12H242V14H243ZM254 12V13H255ZM261 12V11H260ZM259 12V13H260ZM263 12V11H262ZM261 12V13H262ZM18 13V14H17ZM208 13V12H207ZM206 13V14H207ZM228 13H230V12H228ZM231 13H232V11H231ZM241 13V12H240ZM251 13H253V12H251ZM20 14V15H21ZM171 15V17H170V15ZM177 14H176V16H177ZM202 14V13H201ZM209 14H210V12H209ZM236 15H239V13L237 12V13H235ZM264 14V13H263ZM19 15V16H20ZM26 15V14H25ZM189 15V16H188ZM194 15H195V13H194ZM208 15V14H207ZM216 14H214V16H215ZM245 15V14H244ZM255 15H256V13H255ZM179 16V15H178ZM185 16V17H184ZM221 16H222V14H221ZM231 16V15H230ZM230 16L228 17V18H230ZM247 16V15H246ZM173 17V18H172ZM198 17V18H197ZM202 17V16H201ZM208 17V16H207ZM234 17V16H233ZM238 17H239V22H240V16H237L236 17V19H237V21H238ZM249 17V16H248ZM179 18H180V16H179ZM178 18V19H179ZM215 18L216 19H219L218 18V16L216 15L215 16ZM224 18V17H223ZM252 18V17H251ZM255 18H256V16H255ZM255 18H252L253 19V22H254V19ZM167 19V20H166ZM169 19H170V21H169ZM193 19V20H192ZM196 19H198V23H200V22H202V26L200 27L199 26V24L196 22ZM200 19V20H199ZM209 19V18H208ZM222 19V18H221ZM226 19V18H225ZM230 19H232V18H230ZM234 19V18H233ZM232 19V20H233ZM244 19V18H243ZM247 19V18H246ZM249 19V18H248ZM248 19H247V21H248ZM262 19V18H261ZM263 19H264V17H263ZM123 20H130L129 22L130 23H128V26L125 24V22L123 21ZM187 20L190 22L191 20V23H189V25H188V23H186L187 22ZM227 20V19H226ZM242 20V19H241ZM121 21L123 22V24L121 23ZM127 21V22H128ZM210 21H212V20H210ZM215 20H213V22H214ZM221 21V20H220ZM256 21V20H255ZM264 21V20H263ZM75 22V23H74ZM167 22H168V24H167ZM169 22H170V24H169ZM208 22H209V20H208ZM212 22V23H213ZM223 22V21H222ZM238 22V23H239ZM242 22V21H241ZM244 22V21H243ZM251 22H252V20H249V22L248 23H246V24H248V26H249V24H251ZM253 22H252V24L251 25H253V27H254V25H255V23L253 24ZM257 22V21H256ZM261 22V21H260ZM259 22V20H258V25L259 24H261ZM10 23V24H9ZM72 23H74L75 25H76V27H77V31H75V34L73 33V36H71V32H72V30L70 29V26L71 27H73L74 28V26H73V24ZM120 23V24H119ZM166 25H165V24ZM210 23V22H209ZM227 23V22H226ZM235 23V22H234ZM233 23V24H234ZM237 23V24H238ZM245 23V22H244ZM116 24H119V26H123L124 24L126 25V28L125 27H123L124 28V30H122V27H121V29H118V28H116L117 26H116ZM245 24V25H246ZM207 25V24H206ZM205 25V26H206ZM208 25H210V24H208ZM172 26V25H171ZM214 26V25H213ZM216 26V25H215ZM228 26V25H227ZM238 28L240 27V23H239V25H236ZM244 26V25H243ZM212 27V26H211ZM222 27V26H221ZM230 27V26H229ZM236 27V28H237ZM251 27V26H250ZM249 27V28H250ZM78 28L81 30V31H79L78 30ZM166 28V29H165ZM171 28V27H170ZM220 28V26L218 27V29ZM224 28H225V26H224ZM231 28H234V26L232 27H230V29ZM236 28H235V31H238V29L236 30ZM246 28V31H247V27H245ZM262 28H263V25H262ZM201 29V30H200ZM212 29H213V27H212ZM212 29H211V31H212ZM227 29H228V27H227ZM226 29V30H227ZM264 29V28H263ZM263 29H261L262 31H260V28H259V31L260 32H258V34H259V36H264V30ZM121 30H122V32H121ZM166 30V31H165ZM224 30V29H223ZM245 30V29H244ZM252 30V29H251ZM257 30V29H256ZM169 31H170V29L168 30V33H169ZM208 31H207V33H205L206 34V38H204L205 37V35L202 37V38H204V39H202V42L203 43H200V41H199V43L200 44H202V45H206V47L208 46V44H210L211 42V37H212V40L214 39L213 38V35H214V33L212 34L211 33V35H210V37L208 36ZM220 31L221 30H219V32L217 33V34H219L220 33ZM228 31H229V29H228ZM239 31H240V29H239ZM243 31V30H242ZM254 31V30H253ZM74 32V31H73ZM78 32V33H77ZM123 32L126 34V37H124V36H122L121 37V35L123 34ZM173 32V31H172ZM181 32V34H182V32H183V34L184 35H186V39H182V35H180L179 33ZM215 32V31H214ZM217 32V31H216ZM187 33H188V35H187ZM224 33L226 34V32H225V30H224ZM231 33V32H230ZM240 33H242V32H240ZM243 33H245V32H243ZM174 34H175V32H174ZM236 34V33H235ZM249 34V33H248ZM254 34H256V32H254ZM198 35H200V36H198ZM228 35H229V33H228ZM257 35V34H256ZM75 36V37H74ZM190 37V38H188L187 39V37ZM209 37V39L210 40H208V37ZM231 36H232V34H231ZM236 37H237V35H235ZM244 36V35H243ZM247 36V35H246ZM68 37H70V39L72 40V38L74 39L73 41H72V43L70 42L69 43V46H66L65 44L67 43L68 44V42H66L65 43V38H67L66 40H68ZM220 37H222V33L220 34ZM229 38H230V36H228ZM227 37V35H226V37L225 38H223V39H221V41H223V42H225L226 41V39L227 40H229L230 41V43H232L233 44V42H232V39H229ZM238 37H239V35H238ZM251 37V36H250ZM252 37H253V35H252ZM126 38V39H125ZM218 38H219V36H218ZM232 38H233V36H232ZM254 38H256L255 36H254ZM178 39H180V40H178ZM215 39H216V37H215ZM238 39V40H237ZM236 40H235V37H234V40H235V44L236 45H239V43H240V46H242V45H245L244 44V42L245 41H247L248 40V38H247V40H246V38L244 39L243 38V40L244 41H241L242 40V37H241V40H239V38H237ZM176 40H177V42H176ZM186 40V41H185ZM190 40V41H189ZM207 40H208V42H210V43H208L207 42ZM218 40V39H217ZM217 40H216V42H217ZM251 40H252V38H251ZM262 40V42L261 43H259L258 44V46L257 47H255L254 45H253V43H252V41H250L249 40V42L250 43H252V45H253V52H254V56H255V60L254 59H252V58H250V56L252 55V53H251V55L249 54V58H248V61H247V59L245 60V57H243V61H245L244 63L247 65V66H245V64L244 63H242V64H244V68H246V71H247V68H248V66H249V64H251V65H254V63L259 59V60H261V58H262V60H264V39L262 38L261 39ZM173 41V42H172ZM175 41V42H174ZM204 41H206L207 43H205ZM220 41V40H219ZM238 42V44H237V42ZM256 41H257V39H256ZM256 41H255V43H256ZM108 42V43H107ZM189 42H190V44H189ZM195 42H196V40H195ZM228 41H226L225 43H227ZM248 42V41H247ZM178 44V45H176V44ZM221 43L222 42H220L219 44H220V46H221V48H222V50H221V48L220 47H218V49H220L221 51H224V48H223V45H221ZM225 43H223L224 45H225V47H226V44ZM229 42H228V44H230ZM243 43V44H242ZM70 44H71V47H70ZM172 44V45H171ZM187 44H189V46L187 45ZM214 44H215V41H214ZM218 44V45H219ZM228 44H227V46H228ZM232 44H230V46H232ZM235 44L233 45V46H235ZM178 46L179 47V49H178V51H176V49L178 48H176V46ZM185 45H186V48H185ZM213 45V44H212ZM217 45V44H216ZM217 45V46H218ZM249 45H251V44H249ZM64 46H66V48L67 47H69V49H67V50H69L70 52H68V53H70L69 55H72V56H69V55H67V57H66V48L64 47ZM173 46H175V48L173 47ZM194 46H195V43H194ZM197 46V45H196ZM195 46V47H196ZM216 46V47H217ZM229 46V47H230ZM239 46V47H240ZM168 47H169V49H168ZM170 47H172V48H170ZM209 47V46H208ZM207 47V48H208ZM63 48H65V49H63ZM71 48V49H70ZM145 48V49H144ZM188 48H189V51L191 50V52H189L188 51ZM191 48V49H190ZM194 48V47H193ZM199 48V46H197L195 49L197 50ZM211 48V47H210ZM228 48V47H227ZM245 48H247V47H245ZM249 48V47H248ZM251 48V49H252ZM175 49V50H174ZM200 49V48H199ZM201 49H203L202 47H201ZM200 49V50H201ZM217 49V48H216ZM241 49V48H240ZM243 49V48H242ZM250 49V48H249ZM204 50V49H203ZM208 50V49H207ZM212 49H209V51H211ZM214 50V49H213ZM220 50H218V51H220ZM225 50H228V49H225ZM232 50H234V48L232 49ZM244 50V49H243ZM255 50V51H254ZM61 51H62V54H61ZM172 51H174V52H172ZM221 51L219 52V54H217V52L215 53L216 55H218V58H217V60H215V58H213L214 60H213V63H215V61H216V63L217 64H212V66L214 65V69H215V67H216V69H218L219 68V63L221 62V66L222 65H224L225 63L224 62H222V60H221V57H223V58H225L224 57V55L226 54V51H224L225 52V54H222V53H224V52H222L221 53ZM237 51V50H236ZM251 51V50H250ZM63 52L65 53V55H63ZM184 53V55H183V53ZM185 52H189L188 53V56H187V54L185 53ZM199 52V50L198 51H195V53H196V55H197V53ZM232 52V51H231ZM234 52V51H233ZM244 52H245V50H244ZM249 52V50L247 49L246 50V54ZM145 53V54H144ZM200 53V52H199ZM198 53V54H199ZM236 53V52H235ZM238 53H239V51H238ZM189 54L191 55V58L193 59H191L190 58V56H189ZM221 54V55H220ZM229 54V53H228ZM228 54H227V56H228ZM244 54V53H243ZM193 55V56H192ZM215 55V56H216ZM223 55V56H222ZM235 56V58L237 57V54H230V56ZM65 56V57H64ZM185 56V57H184ZM231 56V58L233 59V57ZM238 56H239V54H238ZM247 56V55H246ZM253 56V55H252ZM251 56V57H252ZM253 56V57H254ZM257 56V57H256ZM187 57V58H186ZM190 58V59H189ZM199 58H200V60H199ZM237 59V58H236ZM250 59H252V60H250ZM257 59V60H256ZM187 60H188V62H187ZM208 60H209V58H208ZM228 60H230V59H228ZM238 60H239V58H238ZM259 60H258V62H259ZM218 61H219V63H218ZM232 61V60H231ZM242 61V60H241ZM241 61H240V63H241ZM239 61H234V59H233V62L232 63H230V62H227V65H230V69H231V66H234V64L236 63V65H237V63H238ZM257 62V63H258ZM263 62V61H262ZM208 63V64H209ZM228 63H230V64H228ZM256 64V63H255ZM264 64V63H263ZM169 65V66H168ZM171 65V66H170ZM207 67V69H203V68H205V67ZM240 66V65H239ZM225 67V66H224ZM227 66H226V69H225V79H226V81L225 80H222L223 78L222 77H219V79H217V81H216V83H218V80H219V82H223V83H225L226 82V85L228 84V82H230L231 80H232V78H231V80H229V81H227V74H226V71H227V68H228ZM240 68V67H239ZM251 68V67H250ZM249 68V69H250ZM259 68H260V66H259ZM215 69V70H216ZM236 70L238 69V67H236L235 68ZM206 70V71H205ZM208 70V71H207ZM233 70V69H232ZM239 70V69H238ZM243 70V69H242ZM218 71H221L222 72V70L221 69H219ZM223 71H224V69H223ZM221 72H219V73H221ZM228 72V71H227ZM239 72V71H238ZM219 73H218V75H219ZM233 73H236L237 74V72H233ZM240 73V72H239ZM238 73V74H239ZM21 75V77H26L28 80H26V79H24V80H26L27 81V84H26V82L25 81H22V82H24L25 83V85H26V87H25V85H24V87L22 88V86H23V83H22V85H21V81H20V85L21 86H18V85H16V84H13L12 83V81H11V79L14 77V80H15V78L17 79V75ZM214 74V72L212 73V75ZM248 74V72L247 73H243V75H247ZM262 74H263V72H262ZM261 74V71H260V75H262ZM19 75V76H20ZM25 75V76H24ZM210 75H211V73H210ZM217 75V74H216ZM231 75V72H229V76ZM259 75V74H258ZM260 75H259V77H260ZM220 76V75H219ZM232 76H233V74H232ZM240 77H241V75H239ZM248 76H249V80H250V75L248 74ZM139 77H145L144 79L146 80L145 82H147V83H145V87L142 85V87H143V89L141 88V90H142V92H141V90H140V88H139V90H138V92L136 91V93H134V89L131 87V88H128V89H126L127 87H128V85H127V82H129V84H134L135 86H136V83H133V82H135V80H136V82L138 81L137 79H139ZM203 77L205 78L204 79V82L202 81V80H200V79H203ZM207 77V78H206ZM256 77V76H255ZM222 78V79H221ZM234 78V77H233ZM258 78V77H257ZM256 78V79H257ZM264 78V77H263ZM213 79H214V77H213ZM213 79H211V82H209V79H207V81H208V83H213L214 81H215V79H214V81H213ZM220 79H221V81H220ZM243 79V78H242ZM252 79H254V78H252ZM127 81V82H125V81ZM139 80H142V79H139ZM238 80H239V82L241 81L242 83H239L238 82ZM244 81H242L241 79H239V77L237 76V80H236V78H235V81L236 82H238V84L240 85V84H245V85H247L248 86V84L252 81H247V84H246V81H245V79H243ZM255 80V79H254ZM258 80V79H257ZM262 80H264V79H262L261 78V80L260 81H262ZM121 81H123V82H121ZM199 81V82H198ZM202 81V82H201ZM213 81V82H212ZM225 81V82H224ZM19 82V81H18ZM18 82H17V84H18ZM132 82V83H131ZM140 82V81H139ZM138 82V83H139ZM234 82V81H233ZM120 83H121V85L123 86V87H121L120 86ZM142 83H144V80H143V82ZM141 83V84H142ZM203 83V84H202ZM258 83V82H257ZM264 83V82H263ZM123 84H126V88L124 87V85ZM232 84H234V83H232ZM243 84V85H244ZM260 84V83H259ZM261 84H262V82H261ZM138 85V84H137ZM206 85V86H205ZM220 83L218 84V86L220 87ZM238 85V87L236 86V87H234V93L235 92H240V90H242L241 88H244V92L245 93H243V96H241V98H243V99H245L246 100V97H247V92H246V89L249 87H251L252 88V86H248V87H245V85H244V87L242 86V85H240L239 86ZM252 85V84H251ZM138 86H141L140 84L138 85ZM204 86H205V88H204ZM228 86H231V84L230 85H228ZM254 86H255V84H254ZM121 88V92H120V89H118V88ZM213 87H214V85H213ZM223 87H225V86H223ZM223 87H220L219 88V90L220 91H222V90H224V91H226V92H228L230 89H231V91H230V93H232V94H234L233 93V86H231V87H229V88H227V86L225 87V88H223ZM239 87H240V90L239 91H237L238 89H239ZM115 88H116V90H115ZM145 88V89H144ZM209 88H210V90H209ZM229 89L228 91H227V89ZM235 88L237 89V90H235ZM111 89V91H112V89H114V92L115 93H117V95L119 96V93H122V96H123V94H124V97H123V99H120V97H117V98H115L116 96L114 95H112V94H114V92H110L109 90ZM125 89H126V92H127V90H128V92H127V94L125 95ZM129 89H131V91L129 90ZM254 89V88H253ZM256 89V88H255ZM258 90H259V87L257 88ZM118 90H119V93H118ZM122 90H123V92H122ZM144 90V91H143ZM217 90V87L215 88V91ZM196 91V92H195ZM208 91H207V96H208ZM214 91V90H213ZM248 92H249V89L247 90ZM254 91V90H253ZM260 91V90H259ZM263 91H264V88H263ZM139 92H141V94L139 93ZM189 92H190V94H189ZM205 92V91H204ZM219 92V91H218ZM255 92V91H254ZM256 92H258L257 90H256ZM130 93V94H129ZM139 94V95H137L136 96V94ZM212 93V92H211ZM220 93H222V92H220ZM229 93V92H228ZM251 93V91L249 92V94ZM188 94V95H187ZM198 94V95H197ZM206 94L205 93H203V94H201V96H200V100H202L203 98H206ZM226 94V93H225ZM237 94V93H236ZM240 94H242V91L240 92ZM244 94H245V96H244ZM258 94H259V92H258ZM112 95V96H111ZM133 95V96H132ZM135 95V96H134ZM187 95V96H186ZM189 95H191V96H189ZM194 95H196V96H194ZM204 95V97L202 98V96ZM215 94L213 93V96H214ZM227 95V94H226ZM228 95H230V94H228ZM252 95H254L253 93H252ZM252 95H250V96H252ZM128 97V99H126L127 97ZM140 96V97H139ZM188 96H189V98H188ZM197 96H198V98H197ZM219 96V97H218ZM220 96L221 95H219V94H217V96L215 95L214 96V98H215V101H216V104H217V101H219L218 103L220 104V99L222 98H220ZM235 96H237V95H235ZM235 96H232V97H234L235 98ZM263 96V95H262ZM95 97H97V102H99V104L98 103H96L97 105H96V107H95V102H96V100L94 101V99H93V101H92V98H95ZM126 97V98H125ZM131 97V98H130ZM194 99H193V98ZM210 98L208 99V97H207V99L209 100L208 102L209 103H207V104H205L204 105V107H209V105H210V101H213L212 102V106L214 105V103H215V101H214V99H213V97H212V95L210 94V96H209ZM239 97H240V95H239ZM245 97V98H244ZM254 97H255V95H254ZM119 98V99H118ZM125 98V99H124ZM211 98L213 99V100H211ZM216 98H218V100H216ZM220 98V99H219ZM228 98V97H227ZM251 98V97H250ZM250 98H248L247 97V100H249V101H251V99ZM256 99V103H257V106H255V104H254V106H253V103H254V98H253V96H252V104H251V107H258L259 106V108H257L256 110H259L258 112H256V110H255V112L256 113H254L252 110H250L251 111V113H250V111H246V108H248V106L250 107V105H244L243 106V104L242 105H239L240 106V109H241V112H240V109H239V106H238V108H236V109H234V111H233V116H230L231 114H229V116H228V114L225 116L224 115V118L223 119H225V117H231V118H229L228 119V126H229V124H231L232 125V127H233V129L232 130H234V132H236L235 131V127H236V125H237V127H236V129H238V130H240V128H238V126H240V125H238V123L236 124H233V122L234 121H236V118L238 117H234V115L236 116V114H234L236 111V113L237 114H247V113H249L250 114V118H251V116L253 115V117H255V120H253V117H252V120L249 122L248 121V118L246 119V118H244L243 117V119H246L247 120V122H246V124H242V121H243V119H242V121H241V124H242V126H241V130L239 131L240 133L242 132V130H245L246 128H247V126H249V127H251V128H253V134H252V132H251V137H252V139H251V137H250V140H251V142L250 143H248V141H250L249 140V135H250V133H245L244 131L240 134L241 136H239L237 133H239L238 131H237V133H235L234 135L231 133V131H230V134L228 133V131H227V134H229V137H230V135H232L230 138H231V142L234 140H232V137L234 138V136H235V138H236V136H237V138H236V140L238 139V138H240V140H241V138H243L242 137V135L244 136V140H245V137H246V140L247 141H245V142H247V144L248 145H244V141L242 140V143H243V145L241 146V141H240V144H239V146L241 147H238L239 148V150L238 151H240L241 149H243L244 147L246 148H244L243 149V151H244V153H245V155L247 154L248 155V152H250V158L248 157L247 159H248V161H241L242 159H244L243 157L241 158V157H239L238 155L239 154H241L240 152H239V154L237 153V152H235V153H237V154H233V158L235 157L236 158V160H235V162H234V160L232 161L231 160V157H229V156H227L226 154H224L223 153V157H222V155L220 156V158L222 159V158H225L226 156V158L225 159H228L229 161L231 160V162L229 163V161H227V164L229 163V164H231V166H232V164H233V162L237 165V162H239V164L240 163H242L241 165H244L245 164V166L247 165V166H249L250 167V169L248 168V169H246V170H250V171H252V173H254V174H256V176L258 177V175L260 176V180H258L257 178V183L256 184H258V186H259V183L258 182H260V187H259V195H258V197L257 196H255V197H253V198H256L257 197V199H255L256 200V202H246L247 201V199L246 200H244L245 202H244V204H243V206H242V208H233V207H230V206H227V205H223L221 208H219V210H217V211H215V213H216V220L217 219H219L221 222H222V225H223V223L225 222V224L228 226H226L227 227V229H229L230 227H231V230L230 231H232V232H230V233H234V235L235 234H237V235H235L237 238L239 237V240L241 241H244V242H246L247 244V246L249 245H251L252 243H254V240H255V243H257L258 245L256 246V247H258V254L256 253L255 255H257V257H259V258H255V260H258L259 261V263L258 264H264V116H262V114L264 115V103H263V105L261 106V105H259V104H261V102H257L259 99L261 100V98H259L258 97V95H256V97H255ZM259 98V99H258ZM264 97H262V99H263ZM100 101H99V100ZM192 99V100H191ZM206 99V100H207ZM240 99V98H239ZM126 100H129V102H130V100H131V104H128L129 102L128 101H126ZM225 100L227 101L225 104H227V103H229V101L225 98ZM230 100H231V98H230ZM237 100V101H236ZM241 100V99H240ZM234 101V99L232 100V102ZM93 102V103H92ZM201 102V101H200ZM224 102L225 101H223V99H222V102H221V104L223 103V105H224ZM232 102L228 105V106H232V107H235V104L237 103V102H239V100H238V97L235 99V103H233L234 104V106L233 105H231L232 104ZM187 103V104H186ZM195 103H193L194 104V106L197 108L198 107V105L196 106V104ZM201 104L203 105V103L201 102L200 104H199V106L200 107H198L199 108V110L200 111H203V109H202V107H201ZM219 104H217V106L219 105ZM186 105V106H185ZM186 107H187V109H186ZM215 107H216V105H215ZM219 107H220V105H219ZM224 107H226L225 105H224ZM242 107V108H241ZM244 107V108H243ZM196 108H195V110H194V108H193V110H194V112H193V110H192V112H193V114L195 113L196 114ZM221 109H223V106H221ZM232 109V108H231ZM242 109L244 110V111H242ZM251 109H253V108H251ZM211 110V109H210ZM233 110V109H232ZM232 110H231V113H232ZM261 110V111H260ZM187 111V112H186ZM210 112H212V110L210 111ZM239 112V113H238ZM199 113V112H198ZM215 113V112H214ZM214 113H212V115H214ZM258 113V114H257ZM192 114V115H193ZM193 115V117L195 116V118H199L198 119V121H199V123H200V125H201V119H200V115H198V117H197V115ZM256 114L257 115H259L258 117L256 116ZM167 115H169V116H167ZM188 115H191V112L188 114ZM187 115V116H188ZM210 116H211V114H209ZM208 115V116H209ZM207 116V115H206ZM169 117V118H170ZM182 117H181V119H182ZM201 117H202V115H201ZM223 117V116H222ZM27 118V119H26ZM29 118H31V119H29ZM92 118V119H91ZM94 118H96L97 119V121L99 122H97ZM113 119V118H117L116 120H117V122L114 120V122H113V120H112V124H111V122H110V119ZM129 118H130V121H132V122H130L129 123V125H128V122H129ZM138 123V126H137V128H135L134 129V127H136V125H137V123L136 122H134V120ZM218 118V119H217ZM234 118H235V120H234ZM3 119H5V121H3ZM6 119H8L9 120V124H6V125H3V122H4V124L8 121V120H6ZM42 119V122L40 121ZM47 120V122H48V124H49V126H51V127H49V129L47 128L48 126H46L45 124V127L43 128V125H42V128H40L41 126L40 125H37L36 126V124H35V121H36V123H37V120L39 121V124H40V122L41 123H43V120ZM88 119L90 120V121H88ZM99 119V120H98ZM100 119H102V121L100 120ZM109 121H108V120ZM132 119V120H131ZM137 119V120H136ZM175 119V118H174ZM180 119V122L177 120V118H176V120H177V123H178V129H180V128H182V130L184 129V128H186V124L184 125V122L182 123V120ZM216 119V121H214ZM220 117H218V116H216V118L214 117V119H213V121H211V119L210 118H206V120H205V122H206V124L204 125V124H202V128H201V131H203V126H204V128H205V132H207L206 134H208V131L206 130V128L208 127V129H209V131H210V127H212L211 125H210V123H213V122H215L214 123V127L217 125V127H218V131H217V134H219V131H220V125L218 124V122H220ZM223 119H221V120H223ZM233 119V120H232ZM240 117L239 118H237V120H238V122L240 121ZM256 119H259V120H257L258 121V123H256L255 124V122H256ZM262 120V123H263V126H262V123H260V121ZM27 121V122H25V124L24 123H22L21 121ZM30 120H31V124L29 125V123H30ZM204 120L202 121V122H204ZM230 120V121H229ZM232 120V121H231ZM96 121V122H95ZM106 121V122H105ZM175 121V120H174ZM174 121L172 122V123H174ZM188 121H189V123H188ZM224 121V120H223ZM19 122H21V123H19ZM90 122V123H89ZM107 122H108V124H110V126L107 124ZM134 122V123H133ZM141 122V123H140ZM166 122V123H165ZM210 122V123H209ZM244 122H245V120H244ZM248 122H249V124H248ZM251 122H252V124H254V126L251 124ZM136 123V125L134 126V124ZM261 124V125H259L258 126V124ZM34 124H35V127H34ZM38 124V123H37ZM70 124V125H69ZM105 124L108 126V128H110L111 129V132L109 133L108 132V134H105V132H103V131H101V130H103V128L104 129H106V130H108V128H106L107 126H105ZM139 124L140 125H145L144 127L146 128V131H145V128L143 129L142 127L143 126H139ZM164 124H166V125H164ZM179 124H181V125H179ZM104 125V127L103 128H101V126H103ZM130 125H132V126H130ZM149 125H150V127H149ZM206 125H207V127H206ZM210 125V126H209ZM244 125H245V127H244ZM4 126H6V127H4ZM17 126V125H16ZM29 126H30V129H29ZM38 126H40V127H38ZM64 126H65V129H64ZM99 126H100V136H99V134L95 131V128H96V130L98 131V128H99ZM113 125H112V127H114ZM146 126H148L150 129H148V127H146ZM152 126V127H151ZM182 126H184V127H182ZM187 126V133L189 134V136H190V126L188 127ZM257 126V127H256ZM260 126H261V129H260ZM4 127V128H3ZM19 127H21V129H19ZM38 127V128H37ZM68 127V128H67ZM77 127V128H78ZM132 127H133V129H132ZM138 127L140 128H142V130H140L141 132L143 131V132H145L144 134H142V137L141 136H139V137H137V135L139 134V130H138ZM175 127V126H174ZM196 127H199V124L197 123V126ZM201 127V126H200ZM217 127H215V129L214 130H216L217 129ZM242 127H243V129H242ZM256 127V128H255ZM259 127V128H258ZM36 128V129H35ZM84 128H86V129H84ZM173 128V127H172ZM176 128V127H175ZM222 128H223V126H222ZM225 128L226 129H228V127H227V125H225ZM255 128V129H254ZM6 129H11V132H10V134L8 133V132H3V130L4 131H7ZM24 129H26V128H24ZM45 129V131H43V133H41L42 132V130H44ZM63 129V130H62ZM85 130L86 131V133L90 130V136L89 135H87L85 132L83 133V135H82V131L81 130ZM89 129V130H88ZM124 129V130H123ZM149 131H148V130ZM198 129H200V128H198ZM213 129H211V133H212V130ZM230 129V128H229ZM228 129V130H229ZM257 129V130H256ZM2 130V131H1ZM41 130V131H40ZM91 130H93L92 132H91ZM126 130V131H125ZM138 130V134H136L137 132L136 131ZM177 130V129H176ZM176 130H174V132L176 131ZM182 130H179L178 132L179 133H181V131ZM10 131V130H9ZM12 131H13V134H12ZM109 131V130H108ZM128 131V132H129ZM194 131V130H193ZM222 131V130H221ZM223 131H224V128H223ZM70 132V131H69ZM140 132V133H141ZM177 131H176V134H174V136L175 137H180L179 136V133H178ZM185 133L186 132V130L185 131H182V133ZM225 132V131H224ZM7 133V134H6ZM41 133V134H40ZM44 133H46V134H48V136H46V134H44ZM94 133H96V134H94ZM170 133V132H169ZM172 133H173V131H172ZM171 133V134H172ZM181 133V134H182ZM194 133H196V130H195V132ZM193 133V134H194ZM3 134H4V136H8V142L5 140V137L3 138ZM91 134H93V135H91ZM102 134H104V136L102 135ZM113 134H115L114 136H113ZM171 134H168V135H170L171 137H169V142H170V144H172V140H171V138L173 139L174 137H173V135H171ZM197 134H199V132L197 131ZM206 134H205V136H206ZM217 134H216V132H215V137H216V139L217 138H221L222 137V133H221V135L219 134V136L220 137H218L217 136ZM9 135H10V137H9ZM61 135V136H60ZM108 135V137L106 138V136ZM125 136H126V134H124ZM123 135V136H124ZM141 135V134H140ZM147 135V136H146ZM192 135V134H191ZM195 135V134H194ZM201 135V134H200ZM204 135V131H203V133H202V135H201V137ZM211 135V134H210ZM246 135H248V137L246 136ZM26 136H27V134H26ZM26 136H24L23 137V139H25L26 138ZM28 136H27V138H26V140H29L28 139ZM45 136H46V139H45ZM62 136V137H63ZM195 136H197L198 137V135H195ZM205 136H203L202 137V139H199V140H203V142H205L206 140H207V137H206V140H205ZM227 136V135H226ZM15 137V138H14ZM16 137H17V140L18 141H16L15 139H16ZM50 137V138H49ZM59 137V138H58ZM111 137H114L113 138V140H112V138ZM120 137H122V136H120ZM130 137H131V139H130ZM183 137V136H182ZM186 137H187V135H186ZM194 137V136H193ZM192 137V138H193ZM94 138V139H93ZM111 138V139H110ZM139 138H140V140H139ZM162 138V137H161ZM184 138H185V136H184ZM184 138H182V139H184ZM188 138V137H187ZM192 138H189L191 141H192ZM200 138V137H199ZM54 140V142H52L53 140ZM65 139V138H64ZM64 139H63V141H64ZM85 139V140H86ZM107 139V140H106ZM144 139V138H143ZM175 139V138H174ZM173 139V140H174ZM229 138H227V140H228ZM253 139H254V142L252 143V141H253ZM48 140V141H47ZM62 140V139H61ZM66 140V139H65ZM84 140V143L86 142ZM91 140V141H90ZM97 140V141H96ZM114 140H116L115 141V143H114ZM125 140V139H124ZM139 140V141H138ZM144 140H147V139H144ZM178 140H180V138H178V139H176V141H177V143L175 142V144L173 145L172 144V147L174 146L175 147V145H179L180 144V142L182 141V140H180V142L178 141ZM187 139L185 138V141H186ZM194 140H197V139H194ZM205 140V141H204ZM235 140V141H236ZM191 141H188V144L191 142ZM235 141H233V143L235 142ZM15 142H14V144H11V145H14L15 146ZM48 142V143H47ZM52 142V143H51ZM65 142V141H64ZM67 142V141H66ZM95 142H96V144H95ZM104 142V143H103ZM120 143V145L118 146L117 145V143ZM129 142V143H130ZM149 143H150V141H148ZM198 142H200V141H198ZM229 142H230V140H229ZM228 142V143H229ZM237 142H238V140H237ZM35 143H34V145H33V147H35L36 145H35ZM45 143V144H44ZM70 143H72V142H70ZM113 143V144H112ZM118 143V144H119ZM142 143V142H141ZM166 143V142H165ZM174 143V142H173ZM182 143V142H181ZM185 143V142H184ZM202 143V142H201ZM236 143V142H235ZM233 144V146L235 147L236 146V144ZM44 144V145H43ZM46 144H47V146H46ZM66 144H68V143H66ZM110 144V145H109ZM126 144H128L127 142H126ZM138 143H136V145H137ZM147 145V142L146 143H144V145ZM169 144V145H170ZM111 145H113V146H115V148L114 149H111ZM163 145V144H162ZM165 146H166V144H164ZM163 145V149L165 150L166 149V151H167V146L165 147ZM168 145V144H167ZM230 145H231V143H230ZM23 146V145H22ZM30 146V145H29ZM88 146H87V148H88ZM110 148H109V147ZM121 146V147H120ZM150 146V145H149ZM171 146V145H170ZM24 148V150H26L27 151V149H26V147L25 146H23ZM32 146L30 147V149L31 148H33ZM57 147H59L58 148V151L56 150L57 149ZM62 147V148H61ZM89 147V148H90ZM98 147V148H97ZM107 147H108V149H107ZM247 147H248V150H247ZM29 148V147H28ZM86 148V149H87ZM122 148V149H121ZM134 148V149H135ZM139 148H141V146H139ZM144 148V147H143ZM238 148H235L234 150L236 151V149H238ZM9 149H11V147H10V144H9ZM19 149H21L20 147H19ZM29 149V150H30ZM96 149V150H95ZM99 149V150H98ZM105 149H103L102 150V153H105L106 151H105ZM118 149V150H117ZM130 149L132 150V153H134V154H132L133 155V157H134V155H135V152H136V155H135V159L132 157V156H130L131 154H130ZM169 150H170V148H168ZM3 150H5V148L3 149ZM2 150V152H4ZM7 150V149H6ZM33 150V149H32ZM32 150H30V151H32ZM39 150H41V149H39ZM109 150V151H110ZM115 150H117L118 152H119V154L117 153V151H116V153H115ZM147 150L149 151V149H148V147H147ZM169 150H168V152H169ZM177 150V149H176ZM175 150V151H176ZM212 150H214V152H215V149L214 148H211V149H209L208 151H210V152H208L207 151V159L210 157V155L208 154V153H210L211 155H213V152H212ZM250 150V151H249ZM18 151V150H17ZM35 151V150H34ZM37 151V150H36ZM63 151H65V150H63ZM144 152V153H142V152ZM152 151V150H151ZM172 150H170V152L168 153H166V155L167 154H172L173 152H171ZM242 151V150H241ZM243 151H242V153H243ZM248 151V152H247ZM6 152V151H5ZM12 152V151H11ZM28 152V151H27ZM41 152H42V150H41ZM50 152V151H49ZM48 152V153H49ZM68 151H65V155H63V157L61 158H59V161H61V160H64L65 159V156L67 157V155H66V153H67ZM120 152H124V153H120ZM127 152V153H126ZM212 152V153H211ZM25 153V152H24ZM34 153V152H33ZM48 153H47V155H48ZM59 153H61V154H59ZM110 153H108L106 156H110L111 157V155H110ZM163 153V151L161 152V154ZM2 155H3V153H1ZM37 154V153H36ZM51 154V153H50ZM71 155H72V157H75L76 158V155L74 156L73 154H72V152L70 153ZM69 154V155H70ZM122 154V155H121ZM144 154V155H143ZM152 155V157H151V155ZM150 154H148V156L146 157L145 156V159L146 160H148V159H150V158H154L153 157V155H155L153 152L151 153L150 152ZM160 154V155H161ZM8 155H10V153L9 154H7V152H6V154H4V157L5 156H8ZM43 155V154H42ZM69 155H68V157H69ZM79 155H81V154H78V156H77V158H76V160H75V158H72V159H74L75 160V162L76 161H78V163L79 164H82V162L83 161H81L82 159H87V157H88V159L90 160V163L89 164H92L93 162H94V160H91L92 158V156H90L89 157V155L90 154H88L87 155V157H86V154L84 155V153H83V155H82V157H79ZM125 155H129L128 157L126 156L124 159L122 158V157H124ZM158 155V154H157ZM159 155V156H160ZM208 155H209V157H208ZM226 155V156H225ZM235 155V156H234ZM236 155H237V157L238 158H241V159H239L238 161H237V157H236ZM242 155V154H241ZM244 155V154H243ZM247 155H246V157H247ZM38 156V155H37ZM36 156V157H37ZM40 157H42L41 156V154L39 155ZM52 156L53 155H50L49 157H48V159L51 157L52 158ZM58 156V157H59ZM105 156V157H106ZM108 156V157H109ZM116 156H121V157H119L117 160L119 161V163H118V161L116 160ZM158 156V157H159ZM163 156V155H162ZM9 157V156H8ZM8 157H5V158H8ZM67 157V158H68ZM102 156H100V158H99V160H100V162L103 160V159H105V158H101ZM107 157V158H108ZM230 159H229V158ZM25 158V157H24ZM54 158V157H53ZM80 158H82V159H80ZM95 158V157H94ZM96 158H97V156H96ZM128 159V161L129 162H131L130 164H128V161H127V159ZM142 158H140V159H142ZM148 158V159H147ZM155 158H156V156H155ZM161 158V157H160ZM212 159H216L215 157H211ZM210 158V159H211ZM25 159H27V158H25ZM31 159H33V160H36V159H34V158H31ZM38 159V158H37ZM39 159H41V158H39ZM58 159V158H57ZM78 159H80V161L78 160ZM87 159V160H88ZM212 159H211V163H212ZM246 159V158H245ZM246 159V160H247ZM7 160V159H6ZM66 160V159H65ZM70 158H69V162L68 163H73V160H71V162H70ZM99 160H98V158L97 159H95V161L96 162H98L97 163V165L98 164H100L101 165V163H99ZM106 160V159H105ZM110 160V159H109ZM121 160H122V162H126L125 163V165H123L124 163H122L121 162ZM124 160V161H123ZM131 160V161H130ZM190 160V159H189ZM224 160V159H223ZM223 160H221L220 162L222 163L223 162ZM49 161H51V160H49ZM93 161V162H92ZM115 161H117V162H115ZM149 161V160H148ZM214 161V160H213ZM226 161V160H225ZM241 161V162H240ZM33 162V161H32ZM31 162V163H32ZM36 162V161H35ZM34 162V163H35ZM39 162V161H38ZM52 162V161H51ZM57 162V161H56ZM81 162V163H80ZM85 162V161H84ZM92 162V163H91ZM95 162V163H96ZM105 161H103V163H104ZM110 161H108V165L110 164L111 165V163H109ZM144 163V164H146L145 162H147V161H145V160H143L142 159V161H141V163ZM150 162V161H149ZM215 162H217V161H215ZM246 162V163H245ZM247 162H248V164H247ZM30 163V164H31ZM77 163V162H76ZM77 163V164H78ZM95 163H93V165L95 164ZM122 163V164H121ZM139 163H137V164H139ZM143 163L142 164H140V166L141 167H143L141 170H143L142 172H144V170H146L147 169V167L144 169V166H143ZM75 164V163H74ZM84 164V163H83ZM119 164H121L120 166H119ZM234 164V165H235ZM62 165H64V168H67L66 166H65V162H63L62 163ZM86 165H88V164H86ZM85 165V166H86ZM102 165H104V164H102ZM105 165H106V163H105ZM127 165H128V167H127ZM147 165H149V169H150V163L148 164L147 163ZM68 166V165H67ZM112 166H111V168H112ZM121 167L120 168V171H119V167ZM127 168H126V167ZM133 166V165H132ZM135 166V165H134ZM222 166H223V163H222ZM226 166V165H225ZM223 167L224 168V170L227 168V166L226 167ZM230 166V167H231ZM87 167V166H86ZM97 167V166H96ZM99 167V166H98ZM110 167V166H109ZM116 167H118L117 169H116ZM135 167H137V166H135ZM134 167V168H135ZM229 167V166H228ZM235 166H233L232 168H234ZM61 168H63V167H61ZM69 168V167H68ZM75 168V167H74ZM124 168H126L125 169V172L127 173V174H125V172L124 171H122V170H124ZM128 168H130V170L128 169ZM134 168H132V169H134ZM138 168H140V167H138ZM151 168H153V167H151ZM223 168L221 169V171L223 170ZM235 168H237V166L235 167ZM239 168V167H238ZM88 169L90 170L91 168H90V166L88 167ZM99 169H101V168H99ZM155 169V168H154ZM228 169V168H227ZM70 170V169H69ZM102 170V169H101ZM128 170H129V172H128ZM135 170H138V169H136L135 168ZM218 170H220V169H218ZM242 169H240V173L239 174H241V175H243L242 174V171H241ZM103 171V170H102ZM101 171V172H102ZM122 171V172H121ZM131 171V172H130ZM139 171V170H138ZM153 171V170H152ZM152 171H151V173L150 174H153L154 175V173H152ZM155 171V170H154ZM157 171V170H156ZM217 171V170H216ZM98 172V171H97ZM96 172V174L95 175H97L96 177L98 178V174H100L99 172L97 173ZM104 172H105V170H104ZM103 172V173H104ZM106 172H109L108 170L106 171ZM111 172V171H110ZM124 172V173H123ZM226 172H227V170H226ZM225 171L223 172V173H226ZM239 172V171H238ZM248 172V171H247ZM255 172H257V173H255ZM102 173V174H103ZM111 173H113V172H111ZM110 173V174H111ZM114 173V174H115ZM135 173L136 174H138V176H139V173H140V175L141 174H143V173H141V171H139V172H137V171H135ZM134 173V174H135ZM243 173H244V168H243ZM249 173H251V172H248V174H246V171H245V175H249ZM114 174L113 175H109V174H105L104 175V177H102V180L104 181V182H106L107 184H109V181H112V179H114L115 180V178L117 177V181H118V178L119 179H121V181H122V178H120L118 175L116 176V174H115V176H114ZM124 174L126 175V176H124ZM145 174H148V170H146L145 171V173L143 174V175H145ZM228 175L230 174L229 173V171H228V173H227ZM253 174V175H254ZM109 175V176H108ZM123 175V176H122ZM142 175V176H143ZM99 176H101V174L99 175ZM113 176L115 177V178H113ZM130 176H132V174L130 175ZM136 176V175H135ZM134 176V177H135ZM148 176H149V174H148ZM255 176V175H254ZM95 177V176H94ZM109 177H111V179H107V178ZM141 177V176H140ZM104 178V179H103ZM107 180H106V179ZM129 178H131V177H129ZM135 179V178H134ZM136 179H137V177H136ZM141 178H138L137 180H140ZM243 179V178H242ZM246 179V178H245ZM248 180L250 179V177L249 178H247ZM246 179V181H248ZM109 180V181H108ZM113 180V181H114ZM95 181V183H96V179L94 180ZM98 181H101L100 179H98ZM103 181H101V185L103 184L102 182ZM121 181H119V183L121 184ZM143 181V180H142ZM245 180H242V181H240V184L244 187H246V185H247V189H250L251 187H252V185H248L249 183L248 182H246ZM254 181V180H253ZM141 182V181H140ZM249 182L250 183H253L252 181H250L249 180ZM115 183H116V181H115ZM118 183V182H117ZM142 183V182H141ZM247 183V184H246ZM105 184V183H104ZM104 184H103V193H104V187L107 185V184H105V186H104ZM112 184H113V186L114 187H116V184L114 185V182L112 183H110L109 185H111L112 186ZM97 185H98V183H97ZM119 185V184H118ZM134 185V184H133ZM132 186V185H131ZM229 187V184L227 185V183H226V187ZM108 187V186H107ZM113 187V188H114ZM249 187V188H248ZM98 188V187H97ZM112 188V191H114V189ZM130 188H132V187H130ZM135 188H136V186H135ZM255 188V187H254ZM258 187H257V185H256V189H257ZM110 189V188H109ZM116 189V188H115ZM252 189H253V187H252ZM96 190V189H95ZM99 190V189H98ZM131 190V189H130ZM128 190V192H131V191H134V192H136V194H137V191L134 189V190ZM105 191H106V189H105ZM253 191V190H252ZM110 192V191H109ZM249 192V191H248ZM251 192V191H250ZM250 192L248 193V195H250ZM255 192V191H254ZM257 192V191H256ZM102 193V192H101ZM252 193V192H251ZM106 194V193H105ZM107 194H108V190H107ZM110 194V193H109ZM256 194V193H255ZM251 195H253V194H251ZM248 198V197H247ZM252 198V197H251ZM248 201H249V199H248ZM149 207V206H148ZM170 207H171V209L169 208V210H170V212L172 211V209L173 210H177V211H179L180 212V214L181 213H183L184 212V204L182 203V202H178V203H172L171 205H170ZM150 209H151V207H150ZM241 209H243L244 211H249V212H246V213H251L250 214V217L248 216V215H246L245 213V215L248 217V221H246L247 219H245V215H242V216H240L239 217V213L241 212L242 213V211H240ZM178 212V213H179ZM173 213V211L171 212V214ZM175 213V212H174ZM184 214H185V212H184ZM214 214V213H213ZM199 216H200V214H198ZM204 215V214H203ZM202 215V216H203ZM172 216H174V215H172ZM184 216V215H183ZM182 216V217H183ZM204 217V216H203ZM205 217H207V216H205ZM204 217V218H205ZM241 217L244 219H241ZM198 218V217H197ZM195 219V218H194ZM199 219V218H198ZM203 219V218H202ZM208 219H210V217L208 218ZM208 219L206 220L207 221V223H208ZM205 220V219H204ZM215 220V219H214ZM214 220H212V221H214ZM215 220V222H217ZM231 220H232V222H231ZM239 220H242L241 222H242V224H243V222L245 223V222H247V223H245V225L243 224V228H242V224H241V226H239L240 225V223H239ZM193 222H195L196 220H192ZM198 221V220H197ZM205 221V222H206ZM211 221V222H212ZM200 222H201V220H200ZM210 222V221H209ZM210 222V223H211ZM221 222H220V224H221ZM190 223V222H189ZM197 223V222H196ZM218 223V222H217ZM162 224V223H161ZM164 224H167V221H166V223H164ZM184 224V223H183ZM186 224H188V223H185L184 225H186ZM204 223L202 222V225H203ZM163 225V224H162ZM168 225V224H167ZM193 225V224H192ZM201 225V228L203 227ZM205 225V224H204ZM208 225V224H207ZM213 225L215 226V224H214V222H213ZM161 226V225H160ZM165 226V228H166V225H164ZM163 226V227H164ZM169 226V225H168ZM173 226V225H172ZM171 226V227H172ZM177 226H179V225H177ZM152 227V226H151ZM174 227H176V226H174ZM174 227H172L173 229L172 230H175V229H177L178 227H176V228H174ZM179 227H181V226H179ZM193 227V226H192ZM191 227V228H192ZM205 227H207V226H205ZM216 227H217V224H216ZM216 227H214V228H212V229H209V230H215L216 229ZM223 227V226H222ZM241 227V228H240ZM156 228V227H155ZM186 228V227H185ZM193 228H195V226L193 227ZM192 228V229H193ZM220 228H221V226H220ZM246 228H248V229H246ZM181 229H183L184 230V227L183 228H181ZM197 229H199V228H197ZM223 229V228H222ZM225 229V228H224ZM226 229V230H227ZM253 231L254 232V234H251V231ZM151 230H152V228H151ZM157 230V229H156ZM171 230V231H172ZM179 230H180V228H179ZM186 230H187V228H186ZM185 230V231H186ZM200 230V232H201V229H199ZM208 230V231H209ZM221 230V229H220ZM220 230H219V232H220ZM225 230V231H226ZM247 230V231H246ZM152 231H154V230H152ZM176 231V230H175ZM177 231H178V229H177ZM176 231V234L177 233H180L179 231L177 232ZM181 231V230H180ZM189 231V230H188ZM192 231H194V230H192ZM196 231V230H195ZM216 231H217V229L215 230V233H216ZM224 231V232H225ZM248 231L250 232V233H248ZM210 232V231H209ZM213 232V231H212ZM211 232V233H212ZM221 232H222V230H221ZM221 232L219 233L220 234V236H222V235H224V234H226V233H224V234H222L221 235ZM256 232H257V234L258 235H256ZM154 233V232H153ZM182 234H183V232H181ZM180 233V234H181ZM211 233H207V234H211ZM214 232L212 233V234H215ZM227 233H228V230H227ZM229 233V234H230ZM181 234V235H182ZM201 234V233H200ZM202 234H203V230H202ZM248 234V235H247ZM250 234H251V236H250ZM181 235H179V236H181ZM194 235V234H193ZM192 235V236H193ZM254 235H256L255 237L256 238H254L253 236ZM191 236V235H190ZM191 236V237H192ZM195 236V235H194ZM194 236H193V238H194ZM213 236H215V237H213ZM212 237L215 239L214 241H217V244H218V237L216 238V236H217V233L215 234V235H213ZM228 236V235H227ZM230 236V235H229ZM183 237V236H182ZM182 237H179V238H182ZM191 237H189V238H191ZM226 237V236H225ZM230 237H232V236H230ZM186 236H185V238H184V240L186 241ZM192 238V240H196V238H194L193 239ZM205 238H207V237H205ZM204 238V239H205ZM208 239V238H207ZM206 239V240H207ZM223 239V238H222ZM226 238H224V241H225V243H226V240H225ZM229 239V238H228ZM180 240H182V239H180ZM188 240V239H187ZM191 239H189L188 241H190V242H193ZM204 241L203 240V242H205V245H206V242L208 241ZM232 239H230V241H231ZM257 240V241H256ZM197 241H199L198 239H197ZM229 241V242H230ZM235 241H237L236 240V238H235ZM184 242V241H183ZM200 242H202V241H200ZM234 242V241H233ZM237 242H239V241H237ZM243 242V243H244ZM182 243V242H181ZM181 243H180V245H181ZM185 243V242H184ZM183 243V244H184ZM199 243V242H198ZM208 243V242H207ZM220 243V242H219ZM227 243H228V241H227ZM236 243V242H235ZM235 243H234V245H235ZM240 243V242H239ZM239 243H238V245H239ZM182 244V245H183ZM189 244V243H188ZM188 244H186L187 246H188ZM194 244V243H193ZM201 244V243H200ZM231 244V243H230ZM242 244V243H241ZM241 244L239 245V247L241 246ZM245 244V243H244ZM32 245V244H31ZM190 246H193L192 244H189ZM198 246H199V244H197ZM204 244H202L201 246H203ZM229 245V244H228ZM253 245V244H252ZM184 246H185V244H184ZM207 246V245H206ZM217 246V245H216ZM223 246V245H222ZM221 246V243L219 244V247L221 248L222 247ZM226 246V245H225ZM245 246V245H244ZM254 246V245H253ZM252 246V247H253ZM180 247H182V246H180ZM189 247V246H188ZM219 247L217 246V248L219 249ZM227 247V246H226ZM237 247V246H236ZM252 247H250V248H252ZM256 247H254V249H253V251L255 252V249H256V251H257V248ZM185 248V250L186 251H188L189 253H190V251H191V249H186V246L185 247H183V249ZM198 248L199 247H196V249L198 250ZM216 248V249H217ZM222 248H224V250H225V247H222ZM230 248V247H229ZM238 248V247H237ZM247 247H245V248H243L244 250L246 249ZM250 248L248 249L247 248V250L250 252ZM180 249H182V248H180ZM182 249V250H183ZM196 249H195V251H194V253L196 252ZM217 249V250H218ZM227 249V248H226ZM239 249V248H238ZM241 249V248H240ZM243 249H241V250H243ZM181 250V251H182ZM184 250V251H185ZM203 250V249H202ZM222 251H223V253H224V250L223 249H221ZM221 250H219V252L221 251ZM229 250V249H228ZM230 250H232V248H230ZM229 250V251H230ZM193 251H191V252H193ZM201 251V250H200ZM199 251V254L201 253ZM204 251V250H203ZM221 251V252H222ZM240 251V250H239ZM183 252V251H182ZM228 252V251H227ZM231 252V251H230ZM234 252V251H233ZM235 252H236V249H235ZM251 252H252V249H251ZM250 252V253H251ZM196 253H198V252H196ZM222 253V254H223ZM226 253V252H225ZM244 253H246V252H244ZM248 253V252H247ZM247 253L245 254V256L247 255ZM249 253V254H250ZM221 254V255H222ZM197 255V254H196ZM200 255H202V254H200ZM225 255H227V254H225ZM228 255H230V254H228ZM228 255H227V257H228ZM235 255V254H234ZM242 255V254H241ZM251 255V254H250ZM203 256V255H202ZM205 256V255H204ZM203 256V258L202 259H204L205 257ZM231 257H232V254L230 255ZM254 256V255H253ZM226 257V256H225ZM236 256H234V260H237V258L239 257H237V258H235ZM248 257V256H247ZM251 257V256H250ZM249 257V258H250ZM240 258V257H239ZM238 258V259H239ZM243 258H246V257H243ZM243 258H241V259H243ZM249 258H247V260L249 259ZM252 258V257H251ZM220 260H221V258H219ZM219 260V261H220ZM224 260H225V258H224ZM229 260V259H228ZM251 260H253V259H251ZM239 261V260H238ZM241 261H243V260H241ZM254 261V260H253ZM252 261V262H253ZM257 261V262H258ZM221 262V261H220ZM230 262V261H229ZM244 262V261H243ZM249 262V261H248ZM255 262V261H254ZM223 263V261L221 262V264ZM234 263V262H233ZM250 263H251V261H250ZM224 264H226V261H225V263ZM228 264V263H227ZM238 264V263H237Z\"/></svg>",
    "mask_w": 264,
    "mask_h": 264
}]
</instances>
